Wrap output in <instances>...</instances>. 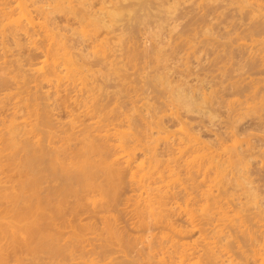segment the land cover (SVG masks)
<instances>
[{"label":"bare ground","instance_id":"6f19581e","mask_svg":"<svg viewBox=\"0 0 264 264\" xmlns=\"http://www.w3.org/2000/svg\"><path fill=\"white\" fill-rule=\"evenodd\" d=\"M123 1H124V3H123ZM125 1L126 0H0V175L5 176V179H2L3 176H2V178L0 176V183H3V184L8 183L7 187H5L7 184L6 185L5 184L0 185V187H1L0 188V264H27L26 261H28V263L30 262L31 264L34 262L33 264H35L37 262V260L39 263V261L41 262V260H39V258H41V257H39V255L42 256L43 254H41V253L46 254V252H47V255L45 258L49 260V261L47 260L49 262V264H69L75 258L78 259V261L74 262L75 261L74 260L72 262L74 264H121L120 261H119V263L117 261H115L118 258L121 260L123 259L122 261L125 260L126 262L135 263V264H153V263L154 264H217L216 261L219 262V260L220 261L222 260V262H219V263L224 264V262H226L228 264L229 260L226 261V259H228L230 257V256H228V251H229V255L233 254V252H231L233 250H231V251L226 250V252H227L226 253L224 249L221 250L222 246H219V247H221V248H219L221 250V253L224 254L223 252H225V254L227 255L228 258L218 260V255L221 253L216 254L217 255V258H216V255H215V252H216L215 248L216 247H215V245L213 246L212 244H210V242L208 243L206 241L207 239H209L208 237L212 234V231L215 233L214 230H217V231L220 230L217 233L218 236L220 237L219 233H221V230H223L222 228H218L219 230L216 228V227H220V226H214L213 227L214 230L212 229V231H211V227H212L211 225H210L211 227H209V229H208L207 225H209V223H211V221L208 222V220L211 219L209 217V215L212 213L211 212L212 209H215V208L213 207L211 209V211H210L211 213L209 215H208L209 212L207 211V217L208 218L205 217L206 215H204V217H203V214H205V209H204V213L201 211L203 214L200 213L198 215V216L202 215V218H205V219L207 218V221L205 223H204L205 219L202 223V222H200V218H199V221H197L198 219L195 220L196 217L192 218V214H190V213H193L194 211H193V209L189 210L190 207L187 208V206H188L187 203L189 200H190L189 202H192V203H193V201L194 202L196 201V200H194L195 198H193V197H195V193L193 196L188 197L190 195V190H189V188L187 189V186H191V185L193 186L194 184L196 185L197 176H199L201 173H203V175H206V173H208L210 171L211 174H214V173L216 174L215 171L218 172V168L220 166H222V164L225 162V161H223V159L225 157H223V159H222L223 163H222L221 160H219L220 154H219V156H217L215 154L216 157H218V158H216L214 155L215 151H213L212 148H211L212 149L211 151H213V153H211V154L208 153V154L210 156L211 155H213V156L209 157L208 154L203 155L204 152H206V153L208 152V150H206L209 146L208 141H207L208 139L205 140V144L207 143L206 144L207 146H205V147H207L205 149L206 151L204 149H202V151L199 150V151H201L200 154H202L203 156H207L208 158L207 157L204 158V157H202V155L198 156L197 154H195L194 150L200 149V148H197V146L201 143V141L203 142L204 140H201L203 138H199L200 137L199 134L195 135L193 131H190L191 129L184 128L185 123H183V122H182V125H180V127L178 129H177V127L175 129H177L176 130L177 133H179L181 135L180 137L178 136L179 139L183 140V138H184V142L182 141V143H181V141H179V139L177 137L178 141L177 140L176 141L178 143L176 142V144L174 142L172 144L171 143H165L161 147L156 146V145L151 146V142L148 141L147 139H145V137L148 138V136H147L148 133H149V135L155 134V135H157V136H155L157 138L155 140H157V142L159 144V142L162 140L161 134H163V133L165 134V132L167 131L165 128H167L168 126L164 127V120H166V119H164V120H163V118L161 119V115L159 117L158 113L156 112L158 117H156L157 120H155L156 118L153 117V116H155V114H152L153 116H151V118L153 117V120L149 121L147 119V120H144L143 123L148 124V125H145V128L151 124V127L154 126V128H156V130L154 128L151 129L149 126V130L147 128V131H143V128L141 126H144V124L140 125L141 124L140 122L143 121V119H144L143 116H139V114L137 113L139 118H143V119H140L138 122V119H139L138 116L132 115L134 118L133 117L131 118L130 117L131 115H129L128 113H125V111H124V112H122V113H125V114H123L124 115L123 117H125V118H123L124 120L121 119L122 118L121 116H120L121 118L119 119L114 115L119 109H115V107L114 108L112 107L115 110V112H113L114 113L113 116H115V117H113L111 114H110V116L113 117L114 121L115 120L117 121V122H114L112 120V118L109 117V115L107 114V113H111V108H108L107 110L102 109V106H104V105L106 106V104L103 105L101 103V101L97 102L98 100H100V98L98 99L95 97L96 96V94H95L96 90L94 91L95 88L94 89L91 88V85H93V84L98 85V84L96 82L92 83V84H89L91 82H86L87 80L90 79V77L91 78H96V77L91 76L92 69L90 71L91 73L89 72L90 75L87 74L89 71L88 69H90V67L88 66V68H87V66H85V65L88 64L89 61H87V60H89V59H83V56L86 55V53L82 56V54H81L83 52V51L81 52L82 49H80L79 47H76V46L74 49V45H76V42H78V44L80 42L81 44H79V45L81 47L82 41L84 42L87 40V42H88L89 39H91V41H95V40H92V37H94L95 39L97 37L98 38V44H95V43L93 44V42L90 41L93 44V45H91V43L85 42V43H87V46L90 49V51L88 52L89 57L91 58V56H92V58H95V57H97L96 56L97 53H98V56H99V54L101 56V53H102L103 56L105 55V57H107L108 53H111V50H112V48L110 46L108 47L109 39L114 37V36H112V37H109V39H108L107 38L108 36L106 37V35H105V33L108 34L107 30H109L110 26L114 27L115 25H117V24H114L115 22H118L119 25L117 27L115 26L114 28H118L120 26V24L122 27V25L124 23L122 21V19H124V15L127 16V15L131 14L132 16H134V15L138 14V12H136V9L133 10L131 8H129V10H131V12L133 10V12L132 13L128 12V14H127L126 13V7H127L128 2L126 1L127 2L126 3ZM144 1L145 0H130V2L135 3V4H133L131 6L132 3H130L129 5L132 8L134 5L141 4V3H142L141 5L145 6V7L147 5H149V4H147V2L145 3ZM156 1H154V2H156ZM203 1L204 0H202V2L198 1V3H201L203 5ZM207 1L208 0H206V2ZM244 1H246V0H244ZM257 1H256V3L254 2L255 5H257L259 3V2L257 3ZM117 2H118L119 6L116 4ZM120 2H121V4H120ZM143 2L145 4H143ZM154 2H153V4H154ZM246 2H249V0ZM113 3L116 4L115 5L116 7H114ZM160 3H161V1H160ZM209 3L211 4V0H209L208 6L210 5ZM174 4H175V2H174ZM174 4L172 6H174ZM176 4H177V2H176ZM260 4L261 3L258 4V7L256 6L257 10H255V12H254L255 14L258 13V11L260 13H262V11H261L262 8L259 9ZM141 5L137 9V11L140 9H141L140 11H142V10L144 11L145 7L141 8L142 7ZM155 5H156V3H155ZM94 6L95 7L98 6V7L95 8V10H94ZM208 6L206 8H208ZM176 7L178 9H180V6L178 7V5H177ZM200 7L202 9V6H198L199 9H196V10H199V12L197 11L198 18H199V16H201V14L199 15V13L201 12ZM124 8H125V11H124ZM156 8H158V7H156ZM170 8L173 10L174 7H170ZM204 8H205V4H204ZM206 8H205V10L207 11L208 9H206ZM90 9H92V10H90ZM169 9H168V11H170ZM263 9H264V7H263ZM148 10L152 11L149 9V6H148ZM148 10L146 12H149ZM172 10L168 13H172ZM127 11H128V8H127ZM154 11H152V13ZM175 11H177L176 12V15H177L179 10L176 9ZM203 11H204V9H202V12ZM206 11H205V13H206ZM194 13H196V12H194ZM147 14H151V12H149ZM216 15H218V13ZM96 16L99 18H97ZM153 16H156V15H153ZM251 16H252V20H253L255 17L253 15H251ZM127 17H129V16H127ZM127 17H125V18H127ZM135 17H133L134 18L133 20L136 21ZM171 17L173 18V15ZM202 17H204V14ZM202 17H200V18H202ZM260 17L262 19V16H260ZM216 19H217V17H216ZM263 19H264V17H263ZM259 20H260V18L258 19V21ZM119 21H121V23ZM258 21H257V23H258ZM254 22L252 23V25H254ZM250 23H251V21H250ZM105 26L106 27L108 26L109 28L108 27L105 28ZM229 26H232V25H229ZM123 28L124 27H122V29ZM100 29L101 30L104 29L105 31L104 30L101 31ZM111 29H113V28H111ZM222 29H223V27H222ZM244 29H245V27H244ZM211 30H212V28L208 30L209 31L208 33H210ZM98 31L99 32L101 31L100 33H102L104 31L103 32L104 36H101L102 38L104 37L103 39H99L100 37H98V35H101V34ZM97 32H98V35H97ZM111 32H112V30H111ZM238 32H235V34L237 35ZM249 32L252 33L253 35L256 34V33H253L252 31H249ZM249 32L247 33V35L250 34ZM203 33H202L203 36H206V37L208 36V35H204ZM252 34L250 35V38L254 39V36L252 37ZM114 35H116V34L114 33ZM202 35H201V37H203ZM87 36L91 37V38H88ZM119 36H121L123 38V36L120 35V33H119ZM155 36H157V35H155ZM211 36H212V34L210 35V37ZM230 36L228 37L229 40H231ZM234 36H232L233 39H234ZM116 37L112 38V39H119L120 40V38H121V37H119V38L118 37L116 38ZM206 37H203V38H206ZM77 38H79L81 41H78ZM105 38H107V40H105ZM129 38L132 39L131 36H129ZM191 38H193V39H191ZM191 38H190V36H188V37L186 36V38L184 37V39H183L184 40L183 42L185 44V48H184L185 51L182 52V55L184 53L183 56H186V57H184V59L185 58L188 59L187 57H189L191 55L192 50L195 51L192 48L193 47L192 44L194 42H198V41L194 40V38H196V36L191 37ZM203 38L199 42H201V43H203V41L205 42L206 40ZM209 38L207 39V41H210ZM226 38H227V36H226ZM236 38H238V36ZM260 38H259V40H260ZM75 39H77V41L74 44L73 41ZM239 39L243 40V38H238L237 40H239ZM99 40H102V41L104 40L103 43L105 42V44L104 45L100 44L102 41H99ZM250 41L252 42L254 40H250ZM250 41H249V43L246 42V40L244 42L239 41L240 44H238L239 42L237 41L238 43H237L235 48L236 49H237V47H239V48L237 50L236 49L235 50L236 51H238L239 49H241V51H242V49L245 51H247V49L249 50L250 49L249 47L253 46V44H250L251 43ZM263 41L264 40H262V42ZM71 42H73L74 45ZM199 42L197 44H199ZM215 42H217V40ZM218 42H220V41H218ZM117 43H118V41H117ZM128 43H129V41H128ZM173 43H175V42H173ZM180 43H181V41H180ZM257 43H260V42L257 41ZM257 43L255 41V45L253 46V48L254 47L256 48ZM167 44H169V42ZM224 44L228 45V43L227 44L224 43ZM84 45L86 47V44H84ZM89 45H91V46L89 47ZM110 45H111V42H110ZM120 45H121V48H123L122 44H120ZM258 45H260V44H258ZM113 46H114V43H113ZM173 46H177V45H173ZM213 46L215 47V45H213ZM213 46H212V48H213ZM202 47H199V48H202ZM77 48H78V50H76ZM106 48H109L107 50L108 53H106L107 55L105 54ZM89 49H87V50H89ZM207 49H208V47H207ZM207 49L205 47V49L203 51H205ZM213 49L211 51H213ZM257 49H258V46H257ZM261 49L259 48V50H261ZM24 50H26L27 53L23 54L22 51H24ZM113 50H112V52H113ZM250 50H252V49H250ZM222 51L225 52L224 49ZM241 51L239 50L238 52H241ZM255 51H254V53H256ZM114 52H115V50H114ZM175 52H176V49H175ZM175 52H173V53L175 54ZM207 52H208V50H207ZM193 53L194 52H192V55H194ZM247 53H249V52H247ZM26 54H27V58H25L26 56H24ZM197 54H195V55H197ZM199 54L201 55V53H199ZM202 54H203V52H202ZM218 54H220V53H218ZM218 54H217V56H218ZM252 54H253V52H252ZM252 54L249 57L252 63L250 62L249 58L247 59L248 62L252 64L251 68L254 67L253 64H255V61L253 63V61H252L253 59L251 58L253 56ZM256 54H259V53H256ZM22 55H23L24 60L21 59ZM131 55L129 56V58L132 59V61H133V59H134L133 55L134 54L132 56ZM200 55L197 58L200 59ZM204 55H206V54H204ZM229 55H227V57ZM135 56H136V53H135L134 57ZM162 56H163V54H162ZM247 56H249V55H247ZM101 57H99V59L98 58L96 59V60H98V63H99V60L101 59ZM157 57L159 58V56H157ZM193 57H195V56H193ZM254 57L256 58L255 54H254L253 58ZM84 58H85V56H84ZM204 58H206V57H204ZM245 58H247V57H245ZM102 59H106V61L103 62V60L102 61L100 60V62L107 64L108 59L103 58V57H102ZM171 59H172V56H171ZM229 59H230V57H229ZM83 60L85 61V63H83L84 62ZM158 60H160V59H158ZM208 60H209V58H208ZM231 60H229V64H231L230 63ZM80 61L84 65L82 63H80ZM132 61H130V62H132ZM205 61H207V60H205ZM209 61H211V60H209ZM209 61H208V64H209ZM263 61H264V59H263ZM23 62H25V64H24L25 65L24 67L26 68L25 70H24L23 65H22ZM197 62L199 63V61H197ZM211 62H214V61H211ZM215 62H217V60ZM92 63H89L88 65H90ZM103 63H101V64H103ZM156 63H157V60H156ZM244 63L246 66V61H244ZM104 64H103V66H104ZM158 64H159V62H158ZM222 64H223V62H222ZM222 64H219V65L222 66ZM227 64H228V62H227ZM83 66H85L84 68H86V69H83L82 68ZM91 66H93V65H91ZM200 66L202 67V66H204V64L203 65L201 64ZM104 67H106V66H104ZM156 67H157V65H156ZM223 67H224V65H223ZM225 67L228 68L227 66H225ZM21 68H23L22 69L23 71L21 70ZM117 68H114V69H117ZM168 68H170V67H168ZM229 68H230V66H229ZM262 68H264V67H262ZM108 69L109 68H107L106 70H108ZM186 69H188V68H186ZM225 69H224V71H225ZM254 69H257V68H254ZM86 70H88V71H86ZM168 70H170V69H168ZM171 70H173V69H171ZM115 71H117V70H115ZM119 71H117V74L120 73ZM218 71H220V70H218ZM222 71H223V69H222ZM231 71H232V69H231ZM237 71H239V70H237ZM27 72L29 75L27 74ZM112 72H114V71H112ZM178 72H179V70H178ZM186 72H187V70H186ZM257 73H259V72H257ZM26 75H28V76H26ZM92 75L94 76V74H92ZM113 75H115V72ZM118 75H121V74H118ZM197 75H199V74H197ZM224 75H227V74H224ZM86 76L87 77L89 76L88 77L89 79H87ZM103 76L105 77V75L103 74L101 79L104 78ZM109 76H107V77H109ZM235 76H236V74H235ZM246 77H248V76L245 75V78ZM249 77H248V79L251 82V79ZM257 77L258 76H256V78ZM260 77H258V78H260ZM117 78H118V76H117ZM171 78H172V76H171ZM185 78H186V76H185ZM213 78L214 77L212 74V78L210 77L209 79L213 80ZM113 79H115V77ZM118 79H120V78H118ZM187 79H189V78H187ZM204 79H205V77H204ZM242 79L245 80L244 78H240V80H242ZM90 80H92V79H90ZM232 80H233V78H232ZM232 80H230V81H232ZM238 80H239V78H238ZM238 80H237V82L240 81V80L239 81ZM194 81H195V78H194ZM227 81H229V80H227ZM240 82L242 83V81H240ZM244 82L245 81H243V83ZM227 83H229V82H227ZM235 83H236V81H235ZM235 83L233 82L231 84L232 88H234L233 85ZM247 83H249V82L247 81ZM106 84H107V82H106ZM120 84H121V81H120ZM255 84H257V83H255ZM124 85H126V83L124 84V81H123V86ZM172 85H171V88H173ZM181 85H182V83H181ZM185 85H186V83H185ZM85 86H86V88H85ZM87 86H90L89 89H87L88 88ZM123 86L121 85V87H119V88H121V90H122ZM182 86L178 85V89H176V92H175L176 93L175 97H174V95H171V97L173 96V99L175 98V101L177 99V102L181 101V103L186 108L184 110H188L189 112L191 111V113L193 110L198 112V110L195 108L196 107L199 108L200 106H202L203 107L202 112H204V110L207 107L208 108L210 107V106L206 105V108L204 109L205 105H199L198 106V103H200V102L197 103L196 98L194 97L195 91L193 94L192 88H191V91H188L185 88L186 86H183V87ZM208 86H209V84H208ZM238 86H240V85L238 84ZM246 86H248V85H246ZM92 87H96L98 89V86H92ZM168 87H167V89H168ZM176 87L177 86L175 85L174 88H176ZM236 87H237V83H236ZM84 88H85V90H84ZM90 88L92 91L90 90ZM220 88H223V86ZM254 88H255V86H254ZM256 88H258V87H256ZM86 89L89 91H87ZM125 89H126V86H125ZM228 89H229V87H228ZM121 90H119V91L121 92ZM173 90L174 89H171V91H173ZM211 90H213V88H211ZM84 91H86L85 94H84ZM122 91H126V90H122ZM197 91H199V90H197ZM209 91H210V89H209ZM232 91H235V90H232ZM132 92H133V90H132ZM252 92L251 93L253 96L256 93V91L252 90ZM93 93L95 95H93ZM133 93H135V92H133ZM201 94H202V92H201ZM201 94L199 93V96ZM206 94H204V92L202 94L203 95L202 100H204V101H202V100L201 101L203 104L207 103V102L205 103V101L207 99L204 97ZM209 95L211 96L212 94H209ZM135 96L137 98V95H135ZM224 96H225V94H224ZM234 96H236V95H234ZM243 96H245L244 93H243ZM261 96H262V94H261ZM261 96H259V97H261ZM125 97H127V96L125 95ZM206 97L208 98V96H206ZM128 98H129V95H128ZM234 98H233V100H234ZM261 98H263V97H261ZM129 99L132 101L134 100L133 102H135V100H136L134 97L129 98ZM173 99L171 98L172 104H173ZM210 99H211V97H210ZM130 100H129V102H130ZM212 100H213V98H212ZM237 100H239V99H237ZM258 100L260 101V99H258ZM47 101H50V102H47ZM159 101H160V99H159ZM229 101H228V103H229ZM245 101H248V100L246 99V100H244V102ZM96 102L98 104H96ZM166 102H167V99H166ZM177 102H175V103H177ZM241 102L238 103V106H240L239 104ZM244 102H242V104ZM248 102H246L245 105H247ZM99 103H101L102 106ZM196 103H197V106H196ZM210 103H212L211 100L207 104L211 105ZM217 104H218V102H217ZM230 104H232V101ZM230 104H228V105H230ZM255 104L257 105V102ZM260 104H261V102H260ZM236 106H237V104H236ZM118 107H119V105H118ZM202 107H200V108H202ZM231 107H232V105H231ZM246 107H248V106H245L243 109H245ZM59 108H61V109L63 108L64 109L63 111H65L64 114H66V120L64 122H62L64 124V125H62V127L63 126H65V127L61 130L58 129L60 127V124H56V123H59L57 121L58 119H56L58 117H55V115H57V113H58L56 111V109H59ZM168 108H170V107H168ZM248 108H250V106ZM61 109H59V110L61 111ZM109 109H110V111H109ZM178 109H180V108H178ZM209 109H211V108H209ZM206 110H208V109H206ZM237 110L240 111V109H237ZM132 111H133V109H132ZM165 111H166V109H165ZM177 111L178 110H176V112ZM195 111H193V113H195ZM249 111H250V109H249ZM118 112H120V110ZM133 112H135V109ZM139 112L141 115V113H142L141 110H139ZM176 112L174 113L173 111H171L172 114L168 113L167 117H169V114H170L171 117H169V119L172 118L173 120L178 121V123H179V122H181L180 121L181 119H179L180 117H178V115L180 113H177L178 114L177 115ZM179 112H180V110H179ZM246 112H248V109ZM259 112H260V110H259ZM129 113L131 114L130 111H129ZM143 113L146 114V112H143ZM210 113L212 114L211 111H210ZM236 113H238V112H236ZM214 114H216V113H214ZM233 114H234V112H233ZM243 114H245V113L243 112ZM247 114L249 115L250 112ZM208 115H205V116H208ZM248 115H247V117H248ZM145 116H150V115H145ZM163 116L165 117V113H164V115L162 114V117ZM214 116H216V115H214ZM80 117L88 118L87 119L88 122H86V121H85L86 123L83 122V120H82L83 118L81 119ZM128 117L131 118L130 119L131 122L133 121V119H134V121L136 120L139 124L137 122L136 123L134 122V126L140 125L139 127H141L142 129L136 128L134 126L130 127V125H132L133 123L132 124L128 123V122H130ZM211 117H213V116H210V118ZM126 118H127V120H126L127 124L126 123L123 124L122 120L125 121ZM158 118H160L163 121L158 120ZM228 118H229V116H228ZM169 119H167V121H169ZM172 119L170 121H172ZM54 120H56L57 122ZM239 120H241V119H239ZM175 121H172V122H175ZM183 121H185V119ZM120 122H121V124H120ZM162 122H163V124H162ZM196 122H198V121H196ZM209 122H212V120ZM238 122H240V121H238ZM187 123H189V122L187 121ZM217 123H219V122H217ZM229 123H231V121H229ZM55 125H58V127ZM124 125H125V127H124ZM233 125L235 126V123H233ZM225 129H227V128H225ZM152 130H155L154 131L155 133H153ZM205 130H206V128H205ZM205 130H204V132H205ZM142 131H143V133H142ZM231 131H233V130H231ZM263 132H264V130H263ZM140 134H143V135H140ZM166 134H168V131ZM165 135H164L163 139L168 137ZM224 135H225V133H224ZM139 136L140 137L144 136V138L141 139ZM229 136H231V135H229ZM173 138H176V137H173ZM152 139H154V138H151V141L155 142ZM158 139H161V140L158 141ZM211 139H213V138H211ZM244 139H245V141L243 144V141L241 139H239V140H241V142L239 143L237 138H236V140L233 138L234 141H237L239 143V144L237 143L238 145H240L242 143L238 148H236L237 145L236 146L235 145H233V146L229 145V147H227L228 144L226 146L224 144L225 142L223 143L224 144V146H223V145H221V143L223 141L222 142L219 141L220 144L218 142L217 145H219L218 147L222 146L225 148V149L223 148L224 151H222V153H224V154L228 153L227 151H230L228 156H226L227 158H225V159H227L226 164L229 163L228 166L231 167V170L229 169L230 167L227 169H229L231 171V175H230L231 177L230 178H233L232 180H234V177H236L235 179L238 181L237 183H234L231 180V183L233 182V184H237L236 186L235 185L232 186V184H231V186L232 187L244 186V188H243L244 191L241 187L239 189H242V193L245 192L244 194L247 195L248 197H249L248 193L250 192L249 194L252 197L253 194H256L253 191H255V189H256V192H257V188L259 190V187L255 186L256 185L255 182L252 183V181L250 180L252 178H250L249 180H248V178H246L247 177L246 171L248 169L247 166L249 165L248 164L249 162H247V160H249V158H251V157H249L250 154L255 153V152L252 150L253 144H251V146H252L251 147L250 142H248V140L246 138H244ZM94 140H98V141L100 140L101 143H99L100 141L99 142L97 141L98 142V145H97V142L94 143ZM215 140L217 141V139H215ZM246 140H247V142H246ZM103 141H104V143H102ZM234 141L232 143H235ZM185 142L190 144L192 147H195V149L191 147V149H194L193 150L194 152L188 151L190 149L186 150V148H188V145H185L186 144ZM209 143H211V142L209 141ZM180 144H182L181 147H183V146L185 147L186 152L188 151V152L192 153V156L189 157L190 160H189V158H187L188 155H187V157H184V158H187L188 160L187 159L186 160L181 159V160H183V162L181 160H179V162L181 161L183 164L178 162V159H180V156H182L181 154L184 151V147L181 149L177 146ZM201 146H204V144H201ZM243 146H244V148H243ZM230 147H233V148L235 147V148L230 149ZM202 148H204V147H202ZM180 149H181V151H179ZM226 149H227V151H225ZM250 150H251V152H249ZM139 151H142L141 156H139L137 154V152H139ZM176 151H179V154H176L177 156H175V153H178ZM196 151H198V150H196ZM209 151H210V149H209ZM218 151H221V149L219 148ZM245 151L250 153V154H248V153L246 154ZM242 152L243 153L245 152L244 153L245 156L243 155ZM184 154H183V156H184ZM187 154H189V153H187ZM193 154H195L194 155L195 157H193ZM247 155H249V156H247ZM222 156H223V154H222ZM254 156H256V155L252 154V157H254ZM259 156H262V155L259 154ZM197 157H199V160H201V162L199 160H197L198 159ZM246 157H248V158H246ZM195 159L198 162L195 161ZM203 159H204V161H202ZM225 166L226 165H223L222 167L224 168ZM97 167H98V171L96 170ZM259 167H260V165H259ZM225 168H224V171H225ZM133 169L136 171L137 174H138L137 171H139V170H141V173L139 172L140 174L136 175V173ZM221 169L219 170L221 172V174H219L220 176H218L216 174L218 176L217 182H219V180L222 179L221 178V177H223V176H221L222 174L224 175V173L225 174L227 173L226 171L224 172L223 170L222 171L224 173H222ZM126 170H128V173H129L128 174L129 175L128 183H130V185L132 184V186L136 185L135 190L139 191V189H140L139 195L135 196L137 199L138 198L139 199L137 201L135 198H133L136 200V201L134 200V202H137L136 204L138 206L140 203L139 202L140 200L142 202L145 201V204L148 207V209L146 210L147 212L145 211L146 212L145 213L144 210H145L146 205H143V206H145L143 213L147 214L146 217H143L145 215L138 216V213L139 214L142 213V209H141V212L138 211L136 214L132 215V219L136 217V219H134L135 222L133 220H131V221H133L134 227L135 228L137 227L136 229H138V228L141 229L142 227L146 228V227H149L151 225V223H152V225L156 224V227H157L158 223L159 224L162 223V225H164L166 227V232H164L163 230H160L163 232H159L158 237L156 235L155 236L151 235L152 236L151 238L148 237L149 239H152V240H147L148 239L147 237H145V239L141 238L142 240L144 239V241L146 243L143 241L145 243V245H144V243L140 244V247H137V242H138V244H139V242L141 243V240L137 241V239L139 237H137V239L135 238L134 240H136V241L134 242V240L132 241L133 238L132 239L130 238L131 239L130 240L128 237V239H127V238H125V234L122 231H121L122 233L117 231V230H119V228L115 229L117 227L115 225V221H117L116 213H114L115 215H113V213H112L113 218L111 217V214L109 213L110 212L109 210L111 209L110 207H112V206L116 207L115 204L117 203V200L119 199L118 196H120L118 194H120V191H122L121 189L125 185V180L123 181V179H125L124 178L125 176L123 174L125 173ZM229 170H227V171H229ZM212 171L214 173H212ZM230 171L228 172V174L230 173ZM95 172H97V173H95ZM238 172H240V174H238ZM98 173L102 174V175L101 174H99V175H101V178L103 177V181H102L103 184L99 180L100 178L98 180L95 179V178H98ZM245 173H246V175H245ZM211 174L206 175V179H207V176L210 177ZM90 175H91V177H90ZM135 175L137 176L138 180L135 177ZM216 175H214V176L217 178ZM232 176H234V177H232ZM45 178L46 179L48 178V179L46 180ZM82 178H83V180H82ZM90 178H91V180H93L95 182H96V180H97V182L98 181L101 182V184L99 182L98 183L96 182L97 184H95V183L93 184V181H91ZM189 178H192L191 179L192 182L187 181L188 185L185 182L186 185L184 184V186H183L182 183H184V180L189 179ZM193 178H195V180H193ZM203 179H205V177L202 176V174H201L200 178H198V181L201 180V182H202ZM224 179H226V181L227 180L229 181V179L225 178V176H224ZM48 180H50L53 183L52 187H50V188L48 186H47L48 188L47 187L46 188L40 187L43 181L46 184L45 181H48ZM84 180L85 181L87 180L86 181L87 183ZM208 180H210V178H208ZM208 180H206V181H208ZM129 181H131V182H129ZM189 181H190V179H189ZM193 181L194 182L196 181V183H193ZM206 181H203V184H205ZM228 181L227 182L220 181V184L217 183L216 180L214 181L215 183H213V181H212L213 185L215 184L213 187H217L218 184L221 186L222 182H223L222 184H224V186H227ZM91 182L94 186L91 184ZM123 182H124V185H123ZM80 183L81 184L84 183V184H82L83 186L87 184L86 186H84L85 190H84V188H80V187H83L82 185L80 186ZM190 183H192V184L189 185ZM199 183H200V181H199ZM199 183H197V184L199 185ZM212 183H211V186H212ZM251 183L254 185V187H253V188H255L254 190H252L253 188L250 187V186H253V185H250ZM203 184L201 186H203ZM229 184H230V182H229ZM90 185H92L91 188H93V189L90 188ZM199 186L196 185V188L198 187V189L200 190V188H202V187L201 186L199 187ZM220 186H218V187L220 189L221 188L223 189V185H222V187H220ZM245 186H246V189H248V191L245 190ZM218 187L215 189H218ZM208 188H209V186H208ZM226 188H225V190H226ZM42 189H43V191H42ZM193 189H195V188H192V190ZM209 189H207V187H206L205 190L208 192V193L206 192V194H204L205 190H202V189H201L200 193L202 195L204 194L203 195L204 198L201 195L202 199H205V196H206V198L208 200H210V203H211L210 208H211L212 202H214V204L216 202V201H212V200H216V198H215L216 195L217 194L219 195V193H221V191L219 189V191H220L219 192L218 190H214L211 187ZM263 189H264V187H263ZM88 190H90V191H88ZM195 190H193V191H195ZM213 190L218 191V193L215 194L216 193L215 192L213 194V193L209 192V191H213ZM225 190L223 189L222 191L224 192ZM198 191L196 193H199ZM225 192L228 193L227 191H225ZM240 193H241V191H240ZM257 193H259V192H257ZM142 194L143 195L145 194V195L143 196ZM191 194H192V191H191ZM211 195H215V196L211 197ZM231 195L234 196V194H231ZM235 195H237V193ZM133 196H131V198ZM142 196H143V198H142ZM208 196H210L212 198V200L209 199L210 197L208 198ZM254 196L256 197V195H254ZM179 197L185 198V199H183L184 201L187 200V201H185L186 204H185V202H183L184 204L182 203L184 205V207H183V205L181 206L182 200L180 198V202H179ZM197 197L199 198V195H197ZM120 198H121V196H120ZM131 198L126 197V200L129 201L128 199L131 200ZM191 198H193V200H191ZM198 198H196V199H198ZM213 198H215V199H213ZM220 198L218 200H220ZM81 200H83V201H81ZM168 200L172 201L174 203V205H172L174 207H172L169 204L172 202H169ZM206 200H204V201H206ZM208 200L206 202L209 203ZM228 200H229V198H228ZM249 200L250 199H248L247 201H249ZM226 201H223V202L225 203ZM247 201H245V202H247ZM251 201H253V200H251ZM82 202H84V203H82ZM142 202L140 204H142ZM261 202H262V200H261ZM240 203H242V201ZM136 204H135V206H136ZM205 204H204V206H205ZM238 204H239V201H238ZM84 205L91 211L92 215L95 216V214L96 215L99 214V216H97V218H99V221H100L99 223L101 224L100 226H98L97 224L95 225L94 221L91 222V223L94 222L93 223L94 226H93L91 223L88 225V222L90 220H86L87 222H85L84 220L79 219L80 218V216L78 215L79 211L83 210V211H86V213H87V209L83 208ZM155 205H157V206H155ZM249 205H250V203L247 205V207ZM251 205H252V202H251ZM67 206L68 207L70 206L69 209ZM137 206H136V208H137ZM206 206L204 208H206ZM227 206H229V205H227ZM244 206H245V204H244ZM254 206L256 207V205H254ZM177 207L180 208V210L179 209H178V211L176 210L177 213L179 211L184 212L185 217H187V219L189 220L188 225L186 224L187 226H184L183 224H182L183 226L179 225V223H177L178 224L177 225L173 221V220H176L173 218V216H174V213L177 214L176 211L174 212V209H177ZM219 207H220V205H219ZM249 207H251V206H249ZM249 207H248V209H249ZM199 208H200V206H199ZM199 208L197 207L196 209H199ZM229 208H227V210ZM259 208L260 207H258V209ZM65 209L68 210L70 216H72L73 219H75V217L78 215L79 217H77L76 220L77 221H78V219L82 220L81 221L82 223H80L78 221L80 224L79 223L77 224V221H76L73 224V223H71L72 218L70 216H68V218L70 217L71 220H69L70 218L66 219L65 225L69 224L67 226V228H68V230H70V229L71 230L69 232H67L68 230L64 229L66 231V233H68V235H66V233H65V235L68 236V238L66 237L67 239L63 240L60 243L61 240H60V237L58 236V235H60V231L58 229L59 228L58 221L65 219V217H63L67 214V211ZM231 209H232V206H231ZM253 209H255V208H253ZM256 209H257V207H256ZM134 210H135V208H133L132 211H134ZM191 210H192V212H191ZM207 210H208V208H207ZM234 210H235V212L232 211L233 212L232 215L229 213L227 215V212H226L225 213L226 218L225 219L221 218L222 220L229 222V223L226 222L227 223L226 225L222 224L221 227L225 226L224 228L228 229L227 227L231 226L230 228H232L231 230H233V227L236 225L232 226L233 225L232 223L234 221L235 222L238 221L236 229L239 232L246 233L247 236H251L250 233L254 235V232H252L253 231L252 229H251L250 233H247V232H249V226L252 225V227H254L256 229L255 235L257 236V232L259 234L258 238L255 237V235L251 236L252 238L248 237L250 239L249 245H250V243H252V245H250V246H252L251 247L252 249L249 247V245H248V249L247 248L244 249V247H241V245H240L242 242L239 241L240 244H237L235 249L238 250L240 252V254L238 251L234 250L236 252L235 254L238 253L239 255H242V254L247 255V254H249V252H252V254L250 253L249 255L246 256V259L248 256L252 258L251 259L248 257L249 258L248 262L245 261L246 264L249 263L250 260H253L251 264L255 263V261L257 259H253V258H256L258 255H259V258H261L260 259L261 261L258 260L260 263L256 261V264L257 263L258 264H264V255L261 254V252L264 250V222L262 221V219L264 220V218L262 217L261 214L264 215V213H262V210L260 211L261 214L259 213L258 216L261 215L260 216L261 219L259 217L255 218V216H257L256 214L254 215V217H252L253 215L252 216L250 215L251 217L249 218L248 217L249 214H247V212H246V214L248 216L244 215L243 213H242L243 215L240 216L241 214L239 212L241 209L239 210V212H237L236 209H234ZM64 211H66L65 215H64ZM83 211L81 213H84ZM189 211H190V213H189ZM135 212H136V210H135ZM256 212L258 213V211H256ZM132 213L133 212H131V214ZM169 213L172 214V217ZM248 213H249V211H248ZM213 214H214V212H213ZM217 214L219 216L218 212H217ZM133 216H135V217H133ZM228 216H230V218ZM245 216H247L248 218H246ZM108 217H109V219H108ZM129 217L131 219V216H129ZM244 217H245V220L247 219L249 222H250L251 218H252V220H253V218H255V219L253 222L251 221L250 225H248L249 222L248 221L244 222V219H243ZM111 218H112V221L114 222L113 224H112V222H110ZM114 218H115V220H114ZM216 218H217V216H216ZM221 219H219V221ZM62 221L64 222V220H62ZM73 221H75V220H73ZM231 221H233V222L230 223ZM63 222H61V223H63ZM83 222H85V223H83ZM214 222H216V221H213L212 225L215 224ZM130 223H132V222H130ZM218 223H220V222H218ZM74 225H77V226H74ZM78 225H80V226H78ZM201 225L203 227H201ZM246 225H248V226L246 227ZM61 226H62V224H61ZM95 226L100 227L99 228L100 230ZM77 227H79V228L77 229ZM80 227L83 228L84 231H81ZM61 228H64V227H61ZM202 228H204V229H202ZM97 229L99 230V232ZM158 229H159V227H158ZM207 229L211 231V234L209 233L210 235L208 234L209 235L208 237L206 235L204 236V233L206 234L207 232L203 231V230L206 231ZM236 229H234V230H236ZM58 231H59V234L57 233ZM63 231H61V233L64 234ZM202 231H203V233H202ZM223 231H230V229H228V230L224 229ZM223 231H222V233L225 234ZM196 232H198L197 233L198 234L197 239L199 240V242H196V241L193 242L192 241V243H190V241L182 239L183 238L182 236L187 234V237H189L188 234H193ZM232 233H231V235H233ZM88 234L89 235L92 234V238L91 239L89 238V240L90 241L96 240L97 244H95V243L90 244L89 242L87 243V241H88L87 237L89 236ZM123 234H124V236H123ZM239 234H237V235H239ZM212 235H214V234H212ZM212 235H211V238L214 237L215 240L218 238L217 235H216L217 238H215V236L212 237ZM146 236H150V234H148ZM226 236L227 235L223 236V237H225L224 239H226ZM140 237H141V235H140ZM234 237H236V236H234ZM253 238H257V239H253ZM61 239H64L63 235H62ZM232 239H233V237H232ZM242 239L245 242V237H242ZM219 240H220V238H219ZM252 240H253V242H252ZM84 241H86L88 246H86ZM219 242H221V241H219ZM226 242H229V240L225 241V243ZM236 242H237V240H236ZM196 243H202V248L204 247L203 248L204 250H206L205 248H207V247H208L207 250L210 249L209 251H207L208 255L202 249V252L206 254V257L203 258V256H205V255H203V256H201V258H203V260H205L206 262L205 261L203 262V260L200 259V255L203 253L201 251H199L200 249L198 250V247H200V246L196 247L198 245ZM214 243H217V241ZM245 243H244V245H246ZM203 244H206L207 247L203 246ZM221 244H222V242H221ZM227 245L228 244H225V247L229 246V245L228 246ZM242 245H243V243H242ZM209 247H212V248L215 247V248H213V249H215V252H214V250H212ZM230 248L233 249V247H230ZM242 248L244 250H242ZM246 250H249V251H246ZM112 251L114 252L113 254L117 253L118 256H113L111 254L112 256L110 257L109 256L110 254H107V255L104 254L103 255L104 257L101 258V260L98 259L99 254L112 253ZM129 251L132 252V254L133 253H136V254L135 255L133 254V256H132V254ZM198 251L200 252L199 256H198V253H199ZM8 252H13V253L16 252V254L12 258V261H10L11 258L9 260L6 259V257H7L6 255L8 254ZM24 253L27 255V257H25L26 255L22 256V255H24ZM196 253H197L198 257L195 255ZM85 254H87V255H85ZM235 254H233V255H235ZM193 255H195L197 257V258L195 257L196 259H193L195 261L188 258V257H194ZM226 255L224 257H226ZM233 255H231L232 257L230 258V262H231L230 264H238V263L241 264V263H243V262H241V260L239 262V259H238V263H234V260L232 263L231 259L234 258ZM243 255L241 257H243ZM250 255H252V256H250ZM254 256H256V257H254ZM115 257H117V259H115ZM244 257H245V255H244ZM99 258H100V256H99ZM235 258H236L235 260H237L238 257L235 256ZM239 258H240V256H239ZM244 259L245 258H243V260ZM223 260H225V261L223 262ZM47 261L45 260L46 263H43V264H48ZM67 261H69V262L67 263Z\"/></svg>","mask_w":264,"mask_h":264},{"label":"rangeland","instance_id":"374dc122","mask_svg":"<svg viewBox=\"0 0 264 264\" xmlns=\"http://www.w3.org/2000/svg\"><path fill=\"white\" fill-rule=\"evenodd\" d=\"M128 3H127V2ZM125 2L127 3V7H126V13L128 14V12H131V10H129V8H131V9H133V10H135L136 9V12H138V14H136V15H134V16H132L131 14V16L130 15H127V16H129V17H127V16H125L124 15V19H122V21L124 22H122L123 23V25H122V27H124L123 29H122V27H121V24H120V26L118 27V28H114L115 26L117 27L119 24H118V22H113L114 24H117V25H115L114 27L113 26H110V28H109V30H107V32H108V34H106L105 33V35H106V37L109 39V37H112V36H114V37H112V38H115L116 36L119 38V37H121V36H119V33H120V35H122L123 36V38L121 37L120 38V40L119 39H112V38H110L109 39V44H108V47L110 46L111 48H112V50L114 49L115 50V52H114V50H113V52H112V50H111V53H108L107 52V50L109 49V48H106L105 49V54L106 53H108V56L107 57H105V55L103 56V54L101 53V56L103 57V58H107L108 59V61H107V64H104L103 62L104 61H106V59H102V57L100 56V54H99V56H98V53H97V57H95V58H92V56H91V58L89 57V54H88V52L90 51V49L88 48V46H87V43H91V42H93V44L95 43V44H98V38L96 37V39L94 38V37H92V40H95V41H91V39H89L88 40V42H87V40L86 41H82V45H81V47H80V45L79 44H81L80 42H79V44H78V42H76L77 41V39H78V41H81L79 38H77V39H75L73 42H74V44H75V42H76V45H74L73 44V42H71L73 45H74V49H75V46L76 47H79L80 49H82L81 50V54H82V56L86 53V55L88 56H86V55H84L85 56V58H84V56H83V59H89V60H87V61H89L88 62V64L89 63H92V64H90V65H85V66H87V68H88V66L90 67V69H88V70H86V71H88V73L87 74H89V72L91 71V69H92V73H91V76L92 77H96V78H91L90 77V79H94L93 81L92 80H90L87 76H86V78L87 79H89V80H87L86 82H91V83H89V84H92V83H97L98 85H96V84H93V85H91V88H95L94 89V91L96 92L95 94H96V98H100V100H98L97 102H100L101 101V103L104 105V104H106V106L104 105V106H102V104L101 103H99V104H101V106H102V109H104V110H107L108 108H111V113H107L108 115H109V117H111L112 118V120H113V117H117V118H121V119H123V118H125V117H123L124 115L123 114H125V113H128L129 115H131L130 117L132 118L134 115H136V116H138V114H139V116H143V118H139V116H138V122H139V120L140 119H143V121H141L140 123V125H143L144 124V126H141L142 128H143V131H147V128H148V130H149V126H150V128L152 129V128H154V126L153 127H151V124L148 126V127H146L145 128V125H148V124H145V123H143L144 122V120H153V117L154 118H156V117H158V115H159V117H160V115H161V119L163 118V120L164 119H166V120H164V127H167V128H165L167 131H168V134H166L167 133V131L165 132V134L163 133V134H161L160 136H161V138H162V140L161 139H158V141H160L159 142V144H158V142H157V140H155V139H157L155 136H157V135H155V134H151V135H149V133H148V138L147 137H145V139H147L148 141H150L151 142V146H154V145H156V146H163L165 143H174L175 142V144H176V142L178 141V139H179V137L181 136L179 133H177V129L180 127V125H182V122L183 123H185V126H184V128H189V129H191L190 131H193L194 132V134L195 135H198L199 134V138H203V139H201V140H204L203 142L201 141V143L197 146V148H200V149H196V150H198V151H196V150H194L195 149V147H192L190 144H188V143H186L185 145H188V148H186V150H188V149H190V150H188V151H193L195 154H197L198 156H201L202 154H200L201 153V151H202V149H206L207 147H205V146H207L206 144H205V140H207L208 141V148L206 149V150H208V152L206 153V152H204V154L203 155H206V154H208V153H213V151H217L216 153L214 152V155L216 154L217 156H219V154H220V156H219V160H221V162L223 163V161H225L223 164H222V166L223 165H226L224 168H225V171L227 172L226 174L224 173L225 171H224V168L222 167V166H220L219 168L221 169V171H222V173H224V175L222 174L221 176H223V177H221L220 179L221 180H219V182H217V180H218V176H220L219 174H221V172L219 171L220 169L218 168V172L217 171H215L216 172V174L218 175H216L213 171H212V173H214V174H211V172L209 171L208 173H206V175H209V174H211L210 175V177H208L207 176V179H206V175H203V173H201L202 174V176H204L205 177V179H203V181H206V180H208V178H210V180H208V181H206V183L205 184H203V181L201 182V180H199L200 181V183H199V181H198V178H200V176H201V174L199 175V176H197V179H196V181H197V183H199V185L201 186L202 184H203V186H201L202 188H200V190L198 189V187L196 188V185L197 186H199L197 183H196V181L194 182L193 181V183H196V185L194 186H192L191 184L192 183H190L189 185H191V186H187V189L189 188V190H190V195L188 196V197H190V196H193L194 195V193H195V197H193V198H195L194 200H196L195 202L193 201V203L192 202H189L188 201V206H187V208H189V210L190 209H193V213H190V211H189V213L190 214H192V218L193 217H196L195 218V220H197V221H199V218H200V222H202L203 223V221H204V219L205 218H202V215L201 216H198L200 213L201 214H203L204 213V209H205V214H203V217H204V215H206L205 217H207V211L209 212L208 213V215H209V217L211 218L210 220H208V222H210L211 221V223H209V225H207L208 226V229H209V227H211V231H212V229L214 230V226H220V227H216L217 229L218 228H222L223 230L225 229V230H228V229H230V231H223V230H221V233H219V235H220V237L218 236V232L220 231L219 229V231H217V230H214L215 231V233L212 231V234H214V235H212L211 234V231L210 230H203L204 232H207L206 234L204 233V236L206 235L207 237L211 234L212 235V237L213 236H215V238H217L216 237V235L218 236V238L215 240L214 239V237L213 238H211V235L208 237L209 239H207L206 241L209 243L210 242V244H212L213 246L215 245V247H213V248H215L216 249V252H215V249H213L212 247H209V248H211L212 250H214V252H215V255L216 254H218V253H221V250H225V252H226V250L228 251V250H233V251H231V252H233V254H235L236 252L234 251V250H236L235 248H236V245L237 244H240L239 243V241L240 242H242L243 243V245H244V243L246 244V245H242V243L240 244L241 245V247H244V249H248V245H249V241H250V239L248 238V237H251V236H254L255 235V232H256V229L254 228V227H252V225H250V223H251V221L253 222L254 221V219L255 218H257V217H259L260 219H261V215H262V217L264 218V215L263 214H261V210H262V213H264V189H263V187H264V132H263V130H264V68H262V67H264L263 65H264V61H263V59H264V41L262 42V40H264V19H263V15H264V9H263V7H264V0H249V2H246V1H248V0H246V1H244V0H211V6L209 7L208 6V2H209V0L206 2V0H204L203 1V5L201 4V3H198V1H200V2H202V0H145L144 2L146 3L147 2V4H149V5H147L146 7L145 6H142L141 4H136V5H134L133 6V8L132 7H130V3H132V2H130V0H126ZM150 1V2H149ZM154 1H156V2H154ZM160 1H161V3H160ZM253 3H251V2ZM256 1H257V3L259 2V3H261L260 5H259V9L260 8H262L261 9V11H262V13H260L259 11H258V13H254L255 12V10H257L256 8L258 7V4L257 5H255V3H256ZM122 2V1H121ZM121 2H120V4H121ZM143 2V4H145ZM149 2V3H148ZM153 2H154V4H153ZM165 2V3H164ZM174 2H175V4H176V2H177V4L175 5L174 4ZM205 2V3H204ZM255 2V3H254ZM123 3H124V1H123ZM155 3H156V5H155ZM199 5H198V4ZM251 3V4H250ZM114 4V7H116L115 5L117 4L118 5V2L115 4V3H113ZM133 4H135V3H132L131 4V6L133 5ZM158 4V5H157ZM174 4V6H172ZM204 4H205V8L208 6V8H206V9H208L207 11L205 10V8H204ZM94 5V4H93ZM140 5L142 6L141 8H143V7H145L144 8V11L142 10V11H140V10H138L137 11V9L140 7ZM178 5V7L180 6V9H178L176 6ZM253 5V6H252ZM119 6V5H118ZM129 6V7H128ZM148 6H149V9L150 10H152V11H154L155 9V11L152 13V11H149L148 10ZM153 6V7H152ZM198 6H202V9H204V13L202 12V9H201V7H200V9H201V12L199 13V15L201 14V16H199V18H198V14H197V11L199 12V10H196V9H199L198 8ZM257 6V7H256ZM93 7V6H92ZM98 7V6H97ZM97 7H95L94 6V10H95V8H97ZM152 7V8H151ZM156 7H158V8H156ZM170 7H174L173 8V10L170 8ZM253 7V8H252ZM127 8H128V11H127ZM170 8V9H169ZM240 8V9H239ZM249 8V9H248ZM168 9L171 11L172 10V13H168V12H170V11H168ZM179 10V12L177 13V15H176V12L177 11H175V10ZM244 9V10H243ZM89 10V9H88ZM90 10H92V9H90ZM133 10H132V12H133ZM149 11V12H151V14H147V13H149V12H146V11ZM196 10V11H195ZM124 11H125V8H124ZM175 13H174V12ZM205 11H206V13H205ZM241 11V12H240ZM131 12V13H132ZM158 12V13H157ZM192 12V13H191ZM194 12H196V13H194ZM125 13V14H126ZM155 13V14H154ZM174 13V14H173ZM218 13V15H216ZM173 15V18L171 17L172 15ZM196 14V15H195ZM203 14H204V17H202L203 16ZM255 14V15H254ZM260 14V15H259ZM150 15V16H149ZM153 15H156V16H153ZM251 15H253L255 18L252 20V16ZM136 16V17H135ZM152 16V17H151ZM176 16V17H175ZM250 16V17H249ZM258 16V17H257ZM260 16H262V19H261V17ZM97 17V16H96ZM125 17H127V18H125ZM133 17H135V19H136V21L135 20H133L134 18ZM170 17V18H169ZM200 17H202V18H200ZM215 17V18H214ZM216 17H217V19H216ZM97 18H99V17H97ZM172 18V19H171ZM260 18V20L258 21V19ZM251 19V20H250ZM125 20V21H124ZM130 20V21H129ZM258 21V23H257V21ZM250 21H251V23H250ZM254 22V25H252V23ZM120 23H121V21H119ZM239 23V24H238ZM125 25V26H124ZM229 25H232V26H229ZM237 25V26H236ZM243 25V26H242ZM242 26V27H241ZM248 26V27H247ZM106 26H105V28H107ZM222 27H223V29H222ZM244 27H245V29H244ZM111 28H113V29H111ZM120 28V29H119ZM212 28V30H211V34H212V36L210 37V33H208L209 31V29H211ZM99 29V28H98ZM118 29V30H117ZM241 29V30H240ZM251 29V30H250ZM101 30V29H100ZM102 30H104V29H102ZM101 30V31H102ZM111 30H112V32H111ZM234 30V31H233ZM258 30V31H257ZM100 31V32H101ZM105 31V30H104ZM103 31V32H104ZM239 31V32H238ZM249 31H252L253 33H256V34H252V33H250ZM99 32V31H98ZM98 32H97V35H98ZM99 32V33H100ZM100 33L101 35H98V37H100L99 39H103L101 36H104L103 34L104 33ZM204 32V33H203ZM235 32H238V34L236 35L235 34ZM250 33V34H248L247 35V33ZM114 33L116 34V35H114ZM202 33L204 34V35H208L207 37L206 36H203L202 35ZM246 33V34H245ZM132 34V35H131ZM210 34V35H209ZM217 34V35H216ZM235 36H234V35ZM243 34V35H242ZM252 34V37L254 36V39H251L250 38V35ZM155 35H157V36H155ZM185 35V36H184ZM201 35L203 36V37H206V38H203V37H201ZM231 35V36H230ZM240 35V36H239ZM248 37H247V36ZM257 35V36H256ZM90 36V35H89ZM129 36H131V38L132 39H130L129 38ZM176 36V37H175ZM186 38V36L188 37V36H190V38L191 37H195L196 36V38H194V40L195 41H200V40H202V38L203 39H205L206 41L204 42L203 41V43H201V42H199V44H197L198 42H194L193 44H192V48L195 50V51H193L192 50V52H194L193 54L194 55H192V52H191V57L189 56V57H187L188 59H184V57H186V56H183L184 55V53H183V55H182V52H184L185 50H184V48H185V44H184V37ZM226 36H227V38H226ZM230 36V39L232 40H229V37ZM232 36H234V39L232 38ZM238 36V38H243V40L242 39H239V40H237L238 38H236ZM263 36V37H262ZM88 37V36H87ZM116 37V38H117ZM246 37V38H245ZM261 37V38H260ZM88 38H91V37H88ZM94 38V39H93ZM107 38H105V40H107ZM210 39V41H207V39ZM257 40H256V39ZM259 38H260V40H259ZM112 39V40H111ZM125 39V40H124ZM171 39V40H170ZM182 39V40H181ZM191 39H193V38H191ZM246 40V42H248L249 43V41L250 40H254V41H250L251 43L250 44H253V46L255 45V41H256V43H257V41L258 42H260V43H257L256 44V48L254 47L253 48V46L251 47H249L250 49H252V50H248L247 49V51H245V50H243L242 49V51H241V49H239L241 52H238V51H236L239 47H237V49L235 48L236 47V45H237V43L240 41V42H244L245 40ZM181 41V43H180V41ZM217 40V42H215V41ZM222 40V41H221ZM225 40V41H224ZM227 40V41H226ZM91 41V42H90ZM99 41H102V40H99ZM104 41V40H103ZM103 41L100 43V44H102V45H104L105 44V42L103 43ZM117 41H118V43H117ZM128 41H129V43H128ZM218 41H220V42H218ZM230 41V42H229ZM238 41V42H237ZM85 42H87V43H85ZM108 42V41H107ZM110 42H111V45H110ZM120 42V43H119ZM126 42V43H125ZM169 42V44H167ZM173 42H175V43H173ZM183 42V43H182ZM228 43V45H225L224 43ZM240 42L238 43V44H240ZM262 42V43H261ZM113 43H114V46H113ZM128 43V44H127ZM202 45H201V44ZM220 43V44H219ZM223 43V44H222ZM247 43V44H248ZM84 44H86V47H85V45ZM92 43H91V45H93ZM118 44V45H117ZM120 44H122V47L123 48H121V45ZM127 44V45H126ZM181 44V45H180ZM183 44V45H182ZM258 44H260V45H258ZM91 45H89V47L91 46ZM117 45V46H116ZM126 45V46H125ZM173 45H177V46H173ZM197 47H196V46ZM206 45V46H205ZM213 45H215V47L213 46ZM106 46V45H105ZM113 46V47H112ZM116 46V47H115ZM158 46V47H157ZM163 46V47H162ZM183 46V47H182ZM202 47V48H199V47ZM210 46V47H209ZM212 46H213V48H212ZM224 46V47H223ZM239 46V45H238ZM257 46H258V49H257ZM116 49H115V48ZM119 47V48H118ZM176 47V48H175ZM205 47H206V49H207V47H208V52H207V50H205V51H203L204 49H205ZM229 47V48H228ZM86 48V49H85ZM118 48V49H117ZM158 48V49H157ZM163 48V49H162ZM169 48V49H168ZM182 48V49H181ZM191 48V49H192ZM196 48V49H195ZM199 50H198V49ZM259 48L262 50H259ZM73 49V50H74ZM87 49H89V50H87ZM168 49V50H167ZM175 49H176V52H175ZM190 49V50H191ZM213 49V51H211ZM225 50V52L224 51H222V50ZM236 49V50H235ZM256 51H255V50ZM76 50H78V48L76 49ZM87 50V51H86ZM172 50V51H171ZM182 50V51H181ZM201 50V51H200ZM25 51V52H24ZM24 51H22L23 52V54L24 53H27V51L26 50H24ZM86 51V52H85ZM160 51V52H159ZM197 51V52H196ZM211 51V52H210ZM218 51V52H217ZM254 51L256 52V53H259V54H256V53H254ZM154 52V53H153ZM156 52V53H155ZM166 52V53H165ZM173 52H175V54L173 53ZM202 52H203V54H202ZM230 52V53H229ZM244 52V53H243ZM247 52H249V53H247ZM252 52H253V54H252ZM135 53H136V56L134 57V55H135ZM198 53V54H197ZM199 53H201V55L199 54ZM216 53V54H215ZM218 53H220V54H218ZM233 53V54H232ZM241 53V54H240ZM244 55H243V54ZM247 53V54H246ZM133 55V61H132V59H130L129 58V56L130 55ZM162 54H163V56H162ZM174 54V55H173ZM195 54H197V55H195ZM204 54H206V55H204ZM214 54V55H213ZM217 54H218V56H217ZM231 56H230V55ZM251 54L254 56V54L256 55V58L254 57L253 58V56L251 57L253 60V63H254V61H255V64H253L254 65V67H252L251 68V66H252V62H251V60H250V56H251ZM107 55V54H106ZM131 55V56H132ZM155 57H154V56ZM161 55V56H160ZM199 55H200V59L199 58H197V57H199ZM222 55V56H221ZM227 55H229L228 57H227ZM241 55V56H240ZM247 55H249V56H247ZM24 56H26L25 58H27V54L26 55H24ZM95 56V55H94ZM154 58H153V57ZM157 56H159V58L157 57ZM171 56H172V59H171ZM193 56H195V57H193ZM216 56V57H215ZM99 57H101V61L103 60V62H100V60H99V63H98V60H96L97 58L99 59ZM181 57V58H180ZM204 57H206V58H204ZM229 57H230V59H229ZM242 57V58H241ZM245 57H247V58H245ZM261 57V58H260ZM21 58V57H20ZM132 58V57H131ZM183 58V59H182ZM208 58H209V60H211V61H214V62H211V61H209L208 60ZM211 58V59H210ZM213 58V59H212ZM216 58V59H215ZM222 58V59H221ZM245 60H244V59ZM249 58V60H250V62L251 63H249L248 62V59ZM263 58V59H262ZM21 59H23V55H22V58ZM82 59V58H81ZM130 59V60H129ZM158 59H160V60H158ZM182 59V60H181ZM196 61H195V60ZM199 59V60H198ZM215 59V60H214ZM231 60V64H229V60ZM262 59V60H261ZM24 60V59H23ZM156 60H157V63H156ZM188 60V61H187ZM205 60H207V61H205ZM217 60V62H215ZM237 60V61H236ZM246 61V66H245V63H244V61ZM258 60V61H257ZM79 61V60H78ZM82 61V60H81ZM80 61V63H82ZM84 61V60H83ZM86 61V62H87ZM96 61V62H95ZM130 61H132V62H130ZM164 61V62H163ZM170 61V62H169ZM181 61V62H180ZM197 61H199V63L197 62ZM208 61H209V64H208ZM240 61V62H239ZM134 62V63H133ZM158 62H159V64H158ZM169 62V63H168ZM222 62H223V64H222ZM227 62H228V64H227ZM83 63H85V61L83 62ZM82 63V64H83ZM101 63H103L104 64V66H106V67H104L103 66V64H101ZM156 63V64H155ZM214 63V64H213ZM25 64V62H23V68H24V70L26 69L24 66ZM111 64V65H110ZM134 64V65H133ZM163 64V65H162ZM169 64V65H168ZM172 64V65H171ZM181 64V65H180ZM189 66H188V65ZM195 64V65H194ZM203 65L204 64V66H200V65ZM208 64V65H207ZM219 64H222V66L221 65H219ZM238 64V65H237ZM263 64V65H262ZM21 65V66H22ZM84 65V64H83ZM91 65H93V66H91ZM110 65V66H109ZM156 65H157V67H156ZM187 65V66H186ZM223 65H224V67H223ZM256 65V66H255ZM85 66H83L82 68L83 69H86V68H84ZM192 66V67H191ZM225 66H227L228 68H226ZM229 66H230V68H229ZM232 66V67H231ZM27 67V66H26ZM112 67V68H111ZM118 67V68H117ZM167 67V68H166ZM168 67H170V68H168ZM177 67V68H176ZM188 68V69H186V68ZM204 67V68H203ZM223 67V68H222ZM250 67V68H249ZM23 68H21V70L23 69ZM107 68H109L108 70H106ZM114 68H117V69H114ZM227 70H226V69ZM254 68H257V69H254ZM112 69V70H111ZM159 69V70H158ZM168 69H173V70H168ZM190 69V70H189ZM217 69V70H216ZM222 69H223V71H222ZM224 69H225V71H224ZM231 69H232V71H231ZM239 70V71H237V70ZM115 70H117V71H119L120 73H118V74H121V75H118L117 74V71H115ZM177 70V71H176ZM178 70H179V72H178ZM186 70H187V72H186ZM189 70V71H188ZM218 70H220V71H218ZM244 70V71H243ZM254 70V71H253ZM258 70V71H257ZM23 71V70H22ZM112 71H114L115 72V75H113L114 74V72H112ZM167 71V72H166ZM165 74H164V73ZM193 72V73H192ZM206 72V73H205ZM208 72V73H207ZM222 72V73H221ZM243 72V73H242ZM257 72H259V73H257ZM108 73V74H107ZM159 73V74H158ZM171 73V74H170ZM187 73V74H186ZM238 73V74H237ZM26 74V73H25ZM27 74H28V72H27ZM92 74H94V76L92 75ZM105 75V77L103 78V79H101L102 78V75ZM112 74V75H111ZM196 74V75H195ZM197 74H199V75H197ZM212 74H213V80H211V79H209L210 77L212 78ZM220 74V75H219ZM224 74H227V75H224ZM235 74H236V76H235ZM29 75V74H28ZM28 75H26V76H28ZM90 75V74H89ZM110 75V76H109ZM118 76V78H120V79H118L117 78V76ZM165 75V76H164ZM193 75V76H192ZM205 75V76H204ZM245 75H247L250 79H251V82H250V80L248 79V77H246L245 78ZM261 77H260V76ZM107 76H109V77H107ZM171 76H172V78H171ZM185 76H186V78H185ZM200 76V77H199ZM210 76V77H209ZM224 76V77H223ZM229 76V77H228ZM242 76V77H241ZM256 76H258V77H260V78H256ZM30 77V76H29ZM115 77V79H113ZM164 77V78H163ZM198 77V78H197ZM204 77H205V79H204ZM28 78V77H27ZM117 78V79H116ZM180 78V79H179ZM187 78H189V79H187ZM194 78H195V81H194ZM200 78V79H199ZM207 78V79H206ZM232 78H233V80H232ZM238 78H239V80H240V78H244L245 80H240V81H242V83L238 80ZM253 78V79H252ZM256 78V79H255ZM29 79V78H28ZM123 79V80H122ZM153 79V80H152ZM166 79V80H165ZM182 79V80H181ZM187 79V80H186ZM191 79V80H190ZM217 79V80H216ZM261 79V80H260ZM104 80V81H103ZM165 80V81H164ZM189 80V81H188ZM219 80V81H218ZM227 80H229V81H227ZM230 80H232V81H230ZM237 80L239 81V82H237ZM254 80V81H253ZM99 81V82H98ZM107 82V84H106V82ZM120 81H121V84H120ZM123 81H124V84L126 83V85H124L123 86ZM158 81V82H157ZM221 81V82H220ZM235 81H236V83H237V87H236V83H235ZM243 81H245L244 83H243ZM247 81L249 82V83H247ZM177 82V83H176ZM200 82V83H199ZM210 82V83H209ZM227 82H229V83H227ZM235 83L234 85H233V87L234 88H232V83ZM259 82V83H258ZM169 83V84H168ZM181 83H182V85L183 86H186L185 88L188 90V91H191V88H192V91H193V94H194V91H195V98H196V101H197V103L198 102H200V103H198V106L199 105H205V107H204V109L206 108V105L207 106H210L209 108H211V109H209L208 107L206 108V109H208V110H204V112H202V109H203V107L202 106H200V107H202V108H195V109H197L198 110V112H196L195 110H193V111H195V113H193V111H192V113H191V111L189 112L188 110H184V109H186L185 108V106L181 103V101L179 102H177V99H176V101H175V98L173 99V96L171 97V95H174V97H175V95H176V89H178V85L179 86H182L181 85ZM185 83H186V85H185ZM227 83V84H226ZM242 85H241V84ZM247 83V84H246ZM255 83H257V84H255ZM87 84V83H86ZM120 84V85H119ZM173 84V85H172ZM178 84V85H177ZM189 84V85H188ZM208 84H209V86H208ZM225 84V85H224ZM238 84L240 85V86H238ZM244 84V85H243ZM88 85V84H87ZM100 85V86H99ZM121 85L123 86L122 87V90H126V91H122L121 90V88H119V87H121ZM171 85L173 86V88H171ZM175 85L177 86L176 88H174L175 87ZM202 85V86H201ZM230 85V86H229ZM246 85H248V86H246ZM92 86H98V89L96 88V87H92ZM125 86H126V89H125ZM165 86V87H164ZM169 86V87H168ZM182 86V87H183ZM192 86V87H191ZM212 86V87H211ZM214 86V87H213ZM218 86V87H217ZM223 86V88H220V87H222ZM254 86H255V88H254ZM88 88L87 89H89V87L90 86H87ZM167 87H168V89H167ZM190 89H189V88ZM225 87V88H224ZM228 87H229V89H228ZM256 87H258V88H256ZM85 88H86V86H85ZM85 88H84V90H85ZM91 88H90V90H91ZM206 88V89H205ZM211 88H213V90H211ZM244 88V89H243ZM86 89V90H87ZM156 89V90H155ZM159 89V90H158ZM171 89H174L173 91H171ZM209 89H210V91H209ZM215 89V90H214ZM119 90H121V92L119 91ZM132 90H133V92H135V93H133L132 92ZM197 90H199V91H197ZM231 92H230V91ZM232 90H235V91H232ZM238 90V91H237ZM243 90V91H242ZM252 90H254V91H256V93L252 96ZM87 91H89V90H87ZM92 91V90H91ZM93 91V92H94ZM224 91V92H223ZM85 92L86 91H84V94H85ZM167 92V93H166ZM201 92H202V94H203V92H204V94H206L204 97L207 99L206 101H205V103L207 102H210V100L212 101V103H210L211 105H209V104H203L202 103V101H204V100H202V97H203V95L201 94ZM244 93V95L245 96H243V93ZM252 92V93H251ZM263 92V93H262ZM129 93V94H128ZM197 93V94H196ZM199 93L201 94L200 96H199ZM212 94L211 96L209 95V94ZM225 94V96H224V94ZM237 93V94H236ZM94 93H93V95H95ZM133 94V95H132ZM192 94V93H191ZM227 94V95H226ZM261 94H262V96H261ZM87 95V94H86ZM125 95L127 96V97H125ZM128 95H129V98H135L136 100H135V102H133L132 100H130L129 98H128ZM132 97H131V96ZM135 95H137V98H136V96ZM169 95V96H168ZM230 95V96H229ZM234 95H236V96H234ZM248 95V96H247ZM251 95V96H250ZM100 96V97H99ZM105 96V97H104ZM167 96V97H166ZM206 96H208V98L206 97ZM213 96V97H212ZM243 96V97H242ZM250 96V97H249ZM259 96H261V97H263V98H261V97H259ZM210 97H211V99H210ZM221 97V98H220ZM229 97V98H228ZM235 97V98H234ZM171 98L173 99V104L171 103L172 102V100H171ZM204 98V99H205ZM212 98H213V100H212ZM219 98V99H218ZM233 98H234V100H233ZM241 98V99H240ZM250 102H248V101H245L244 102V100H246V99ZM102 99V100H101ZM128 99V100H127ZM159 99H160V101H159ZM166 99H167V102H166ZM218 99V100H217ZM237 99H239V100H237ZM251 99V100H250ZM258 99H260V101L258 100ZM262 99V100H261ZM129 100H130V102H129ZM200 100V101H199ZM202 100V101H201ZM230 100V101H229ZM195 101V102H196ZM228 101H229V103H228ZM231 101H232V104H230L231 103ZM234 101V102H233ZM244 102L243 104H242V102ZM259 101V102H258ZM47 102H50V101H47ZM96 102V104H98ZM133 102V103H132ZM175 102H177V103H175ZM217 102H218V104H217ZM239 102H241L239 105L240 106H238V103ZM246 102H248L247 103V105H245L246 104ZM257 102V105L255 104V103ZM260 102H261V104H260ZM164 103V104H163ZM197 103H196V106H197ZM182 106H181V105ZM228 104H230V105H228ZM236 104H237V106H236ZM117 105V106H116ZM118 105H119V107H118ZM226 105V106H225ZM231 105H232V107H231ZM99 106V105H98ZM100 106V107H101ZM121 106V107H120ZM125 106V107H124ZM172 106V107H171ZM177 108H176V107ZM184 106V107H183ZM213 106V107H212ZM242 106V107H241ZM245 106H250V108H248V107H246L245 109H243ZM254 106V107H253ZM260 106V107H259ZM262 106V107H261ZM52 107V106H51ZM97 107V106H96ZM104 107V108H103ZM115 107V109H119L120 110V112H118L117 110V112L114 114L113 112H115V110L113 109V108ZM168 107H170V108H168ZM230 107V108H229ZM240 107V108H239ZM253 107V108H252ZM99 108V107H98ZM106 108V109H105ZM124 108V109H123ZM127 108V109H126ZM178 108H180V109H178ZM183 108V109H182ZM213 108V109H212ZM59 109H61V108H59ZM59 109H56V111L58 112H56L57 113V115H55V117H58V118H56V119H58L57 121L59 122V123H56L57 121L56 120H54V121H56L55 123L56 124H60V127L58 128V129H63L65 126H63L62 127V125H64L62 122H64L65 120H66V114H64L65 113V111H63L64 109L62 108L61 109V111L59 110ZM123 111H122V110ZM132 109H133V111H134V109H135V112H133L132 111ZM138 111H137V110ZM165 109H166V111H165ZM171 109V110H170ZM237 109H240V111H238ZM243 109V110H242ZM247 109H248V112H246L247 111ZM249 109H250V111H249ZM255 109V110H254ZM114 110V111H113ZM139 110H141V115H140V112H139ZM176 110H178L177 112H176ZM179 110H180V112H179ZM184 110V111H183ZM200 110V111H199ZM212 112V114L210 113V111ZM229 110V111H228ZM259 110H260V112H259ZM55 111V110H54ZM109 111H110V109H109ZM125 111V113H122V112H124ZM129 111L131 112V114L129 113ZM137 111V112H136ZM150 111V112H149ZM170 111V112H169ZM171 111H173L174 113L176 112V114L177 113H180L179 115H178V117H180L179 119H181L180 121L181 122H179L178 123V121H175V120H173L172 118H170L169 119V117H171L170 116V114H169V117H167L168 115V113H171ZM186 111V112H185ZM206 111V112H205ZM226 111V112H225ZM254 113H253V112ZM108 112V111H107ZM143 112H146V114H144ZM156 112L158 113V115L156 114ZM161 114H160V113ZM228 112V113H227ZM230 112V113H229ZM233 112H234V114H233ZM236 112H238V113H236ZM243 112L245 113V114H243ZM250 112V114L248 115L247 113H249ZM252 112V113H251ZM136 113V114H135ZM138 113V114H137ZM164 113H165V117L163 116L162 117V114L164 115ZM214 113H216V114H214ZM218 113V114H217ZM222 113V114H221ZM228 115H227V114ZM263 113V114H262ZM110 114L113 116V114L115 115V116H110ZM120 114V115H119ZM143 114V115H142ZM152 114H155V116H153ZM172 114V113H171ZM199 114V115H198ZM209 114V115H208ZM211 114V115H210ZM262 114V115H261ZM127 115V114H126ZM133 115V116H132ZM145 115H150V116H145ZM182 115V116H181ZM195 115V116H194ZM197 115V116H196ZM205 115H208V116H205ZM214 115H216V116H214ZM220 115V116H219ZM226 115V116H225ZM247 115H248V117H247ZM121 116V117H120ZM146 118H145V117ZM151 116H153L152 118H151ZM210 116H213V117H211L210 118ZM228 116H229V118H228ZM235 116V117H234ZM130 117H128L129 118V121H130ZM148 117V118H147ZM167 117V118H166ZM217 117V118H216ZM222 117V118H221ZM242 117V118H241ZM82 120H83V122H88V118H84V117H80ZM134 118V117H133ZM137 118V117H136ZM151 118V119H150ZM208 118V119H207ZM217 120H216V119ZM221 118V119H220ZM228 118V119H227ZM60 119V120H59ZM118 119V120H119ZM160 118H158V120H160V121H163V120H161ZM167 119H169V121H167ZM172 119V121H175V122H172V121H170ZM185 119V121L187 120L189 123H187V121L185 122V121H183ZM219 119V120H218ZM239 119H241V120H239ZM257 119V120H256ZM111 120V119H110ZM111 120V121H112ZM124 120V119H123ZM122 120V122H123V124H125L126 123V120H127V118L125 119V121H123ZM155 120H157V118L155 119ZM212 120V122H209V121H211ZM233 120V121H232ZM114 121V120H113ZM112 121V122H113ZM120 121V120H119ZM118 121V122H119ZM196 121H198V122H196ZM203 121V122H202ZM229 121H231V123H229ZM236 121V122H235ZM238 121H240V122H238ZM85 122V123H86ZM114 122H117L116 120L114 121ZM134 122L136 123L137 121L135 120L134 121V119H133V121L131 122H128L129 124L131 123H133L132 125H130V127L132 126H134ZM137 122V123H138ZM194 122V123H193ZM217 122H219V123H217ZM149 123V122H148ZM152 123V122H151ZM192 123V124H191ZM210 123V124H209ZM233 123H235V126L233 125ZM120 124H121V122H120ZM127 124V123H126ZM139 124V123H138ZM162 124H163V122H162ZM136 125V124H135ZM139 125V126H140ZM153 125V124H152ZM189 125V126H188ZM203 125V126H202ZM222 125V126H221ZM227 125V126H226ZM232 125V126H231ZM55 126H57L58 127V125H55ZM138 126V125H137ZM137 126H134V127H136V128H140V129H142L141 127H137ZM225 126V127H224ZM56 127V128H57ZM124 127H125V125H124ZM177 127V129H175ZM200 127V128H199ZM206 128V130H205V128ZM213 127V128H212ZM146 130H145V129ZM225 128H227V129H225ZM55 129V128H54ZM155 130H156V128H154ZM205 130V132H204V130ZM220 129V130H219ZM136 130V129H135ZM139 130V129H138ZM155 130H152V132L153 133H155L154 131ZM231 130H233V131H231ZM143 131H142V133H143ZM149 132V131H148ZM171 132V133H170ZM175 132V133H174ZM208 132V133H207ZM212 132V133H211ZM214 133V134H213ZM224 133H225V135H224ZM227 133V134H226ZM230 133V134H229ZM253 133V134H252ZM261 133V134H260ZM174 134V135H173ZM177 134V135H176ZM140 135H143V134H140ZM164 135L165 136H168V137H166L165 139H163L164 138ZM209 135V136H208ZM214 135V136H213ZM229 135H231V136H229ZM246 135V136H245ZM44 136V135H43ZM179 136V137H178ZM140 137V136H139ZM173 137H176V138H173ZM177 137H178V139H177ZM183 137V136H182ZM181 137V138H182ZM218 137V138H217ZM223 137V138H222ZM243 137V138H242ZM141 139L142 138H144V136L142 137H140ZM151 138H154V139H152V140H154L155 142H152L151 141ZM211 138H213V139H211ZM233 138L236 140V138H237V140L239 141V143L241 142V140L243 141V144H244V141H245V139L244 138H246L247 140H248V142H250V146H251V144H253V151L255 152V153H252L253 155L255 154L256 156H254V157H252V154H250V153H248V152H246V154L248 153V154H250V156L249 155H247V156H249V157H251V158H249V160H247V162H249L248 164V169H247V171H246V173H247V175H246V173H245V175L247 176L246 178H248V180L250 179V178H252V179H250L251 181H252V183H254L255 182V186L257 187H259V190H258V188H257V192H259V193H257L256 192V189L255 188H253L254 187V185L251 183L250 185H253V186H250V187H252L253 189L252 190H254L255 189V191H253V192H255L256 194H251L252 195V197L250 196V192L248 193V195H249V197L247 196V195H245L244 193H242V189L244 188V186H240L242 189H239L240 187H232L233 185H237V184H233V182L234 183H237L238 181L235 179L236 177H234V176H232V177H234V180H232L233 178H230L231 176V167L230 166H228V164H226L227 163V159H225V158H227L226 156H228V154H229V152L230 151H227V149L225 150V151H227L228 153H226V154H224V153H222V151H224V147H222V146H220V147H218L219 145H217V143L219 142V141H223L222 143H221V145H223L224 146V144L227 146V144H228V146L227 147H229V145L231 146H233V145H237V147L236 148H238L240 145H238L239 143L237 142V141H234L233 140ZM215 139H217V141L215 140ZM239 139H241V140H239ZM164 140V141H163ZM167 142H166V141ZM177 140V141H176ZM212 140V141H211ZM235 142V143H232L233 141ZM247 140H246V142H247ZM98 140H94V143H96ZM100 141V140H99ZM98 141V142H99ZM171 141V142H170ZM179 141H181V143H182V141L184 142V138H183V140H181V139H179ZM206 141V142H207ZM209 141L211 142V143H209ZM98 142H97V145H98ZM110 142V141H109ZM225 142V143H224ZM245 142V143H246ZM99 143H101V141L99 142ZM102 143H104V141L102 142ZM155 143V144H154ZM161 143V144H160ZM178 143V142H177ZM224 143V144H223ZM232 143V144H231ZM238 143V144H237ZM201 144H204V146H201ZM219 144H220V142H219ZM181 145L182 144H180V145H177L179 148H183V147H181ZM184 145V144H183ZM190 145V146H189ZM73 146V145H72ZM212 146V147H211ZM225 146V147H226ZM74 147V146H73ZM190 147V148H189ZM191 147L192 148H194V149H191ZM202 147H204V148H202ZM218 147V148H217ZM222 147V148H221ZM213 149V151H211L212 149ZM219 150V148L221 149V151H218L217 149ZM224 148V149H223ZM233 147H230V149H232ZM235 148V147H234ZM233 148V149H234ZM243 148H244V146H243ZM262 148V149H261ZM181 149L179 150V151H181ZM209 149H210V151H209ZM223 149V150H222ZM229 149V148H228ZM240 149V148H239ZM238 149V150H239ZM199 150H201V151H199ZM203 150V151H204ZM205 150V151H206ZM237 150V149H236ZM262 150V151H261ZM179 151H176V152H178V153H175V156H177L176 154H179ZM186 152L185 151V147H184V151H183V153L181 154L182 156H180V159H178V162H179V160H181V159H187V158H189V157H191L192 156V153L191 152ZM252 151V152H253ZM257 151V152H256ZM260 151V152H259ZM197 152V153H196ZM220 152V153H219ZM244 152V153H245ZM249 152H251V150L249 151ZM185 153V154H184ZM187 153H189V154H187ZM191 153V154H190ZM243 153V152H242ZM244 153H243V155H244ZM257 153V154H256ZM262 153V154H261ZM137 154L139 155V156H141L142 155V151H139V152H137ZM183 154H184V156H183ZM195 154H193V157H195L194 155ZM222 154H223V156H222ZM259 154L260 155H262V156H259ZM137 155V156H138ZM187 155H188V157H187ZM190 155V156H189ZM202 155V157H207V156H203ZM209 155V154H208ZM216 155H215V157H216ZM211 156H213V155H211ZM210 155H209V157H211ZM245 156V155H244ZM174 157V156H173ZM179 157V156H178ZM184 157H187V158H184ZM192 157V158H193ZM201 157V158H202ZM223 157H225L224 159H223ZM258 157V158H257ZM191 158V159H192ZM198 158V159H197ZM196 159L197 160H199V157H197ZM208 158V157H207ZM216 158H218V157H216ZM246 158H248V157H246ZM255 158V159H254ZM195 159V161H197ZM222 159H223V161H222ZM234 159V158H233ZM259 159V160H258ZM183 160H181L182 162H183ZM188 160V159H187ZM189 160H190V158H189ZM179 162V163H182V162ZM200 162H201V160H199ZM202 161H204V159L202 160ZM185 162V161H184ZM198 162V161H197ZM261 162V163H260ZM263 162V163H262ZM183 164V163H182ZM257 165V166H256ZM259 165H260V167H259ZM230 167V168H229ZM227 168H229V169H227ZM96 169V168H95ZM256 169V170H255ZM261 169V170H260ZM97 171H98V167H97V169H96ZM95 170V171H96ZM134 170V169H133ZM227 170H229L230 171V173L228 174V172L229 171H227ZM93 171V170H92ZM135 171V170H134ZM138 172V174L136 173V171H135V173H136V175H139L140 173H141V170H139V171H137ZM140 172V173H139ZM95 173H97V172H95ZM249 173V174H248ZM99 174H101V173H98V178H95V179H99L101 182L103 181V177L101 178V175H99ZM129 173H128V170H126L125 171V173L123 174L125 177V179H123V181L125 180V185H124V182H123V185H124V189L122 188H120L122 191H120V194H118V195H120L121 196V198H120V196H118L119 197V199L117 200V203L115 204L116 205V207H110L109 209V213L111 214V217H112V213H113V215H115L114 213H116V217H117V221H115V225L117 226L115 229H118L119 228V230H117V231H119V232H123L124 234H125V238H127L128 239V237H129V239L131 238H133L132 239V241L136 238L137 239V237H139L138 239H137V241H140L141 240V243L139 242V244H138V242H137V247H140V244H143L145 241H144V239H145V237H152L151 235H153V236H159L158 235V233L159 232H166V227L164 226V225H162V223L161 224H157V227H156V224L155 225H152V223H151V227L149 226V227H146V228H138V229H136L135 227H134V225H133V221L135 222V220L134 219H136V215L135 216H133V217H135V218H133L132 219V215H134V214H136L138 211L139 212H141V209H142V213H138V216H140V215H145V216H143V217H146V215L147 214H144L143 213V210H144V207L145 206H143V205H146L145 204V201L144 202H142L141 200L139 201L140 203L142 202V204H140L139 203V205L137 206V202H134V200L136 199L137 201H138V199L135 197V196H138L139 195V192H140V189H139V191L138 190H135V187H136V185H134V186H132V184L130 185V183H128V177H129V175H128ZM238 174H240V172H238ZM135 175V177L137 178V176ZM214 175H216L217 176V178L214 176ZM229 175V176H228ZM244 175V176H245ZM1 176V178H2V176L3 175H0ZM224 176H225V178H227V179H229V181H228V185L227 186H224V184H222L223 182H227L226 181V179H224ZM249 176V177H248ZM253 176V177H252ZM257 176V177H256ZM90 177H91V175H90ZM123 177V176H122ZM139 177V176H138ZM216 179H215V178ZM81 178V177H80ZM79 178V179H80ZM135 178V179H136ZM203 178V177H202ZM214 178V179H213ZM2 179H5V176H3V178ZM46 179V178H45ZM48 179V178H47ZM46 179V180H47ZM85 179V178H84ZM94 179V180H95ZM189 179H190V181H189ZM189 179H185L184 180V183H182L183 184V186H184V184H185V182H186V184L188 183V182H192V178H189ZM82 180H83V178H82ZM90 180H91V178H90ZM97 180H96V182H97ZM137 180H138V178H137ZM193 180H195V178H193ZM216 180V182L217 183H219L220 184V181H223L222 183H221V186L218 184V186H220V187H222V185H223V189L225 190V188H226V190L225 191H227L228 193H226L225 191L223 192L217 185V187H218V189H215V188H217V187H213L214 185H213V183H215L214 181ZM225 180V181H224ZM231 180L233 181L232 183H231ZM241 180V179H240ZM239 180V181H240ZM49 181V182H48ZM48 181H45L46 182V184L44 183V181L42 182V184H41V186L40 187H43V188H46L47 186L50 188V187H52L53 186V183L50 181V180H48ZM78 181V180H77ZM81 181V180H80ZM85 181V180H84ZM87 181V180H86ZM85 181V182H86ZM91 181H93V180H91ZM188 181V182H187ZM212 181H213V183H212ZM242 181V180H241ZM240 181V182H241ZM83 182V181H82ZM84 182V183H85ZM95 181H93V184L95 183V184H97ZM101 182H99L100 184H101ZM129 182H131V181H129ZM212 183V186H211V183ZM229 182H230V184H229ZM84 183H82V184H84ZM87 183V182H86ZM6 186L5 187H7L8 186V183H4ZM3 183H0V185H4ZM79 184V183H78ZM81 183H80V186L82 185ZM91 184H92V182H91ZM92 184V185H93ZM102 184H103V182H102ZM185 184V185H186ZM209 186V188L211 187L212 189H214V190H218L219 191V189H220V191H221V193H219V195L217 194L218 193V191H209V192H211V193H215V194H217L216 195V200H212V196L214 197L215 195H211V197L210 196H208V198L209 199H211L212 201H216L215 202V204H214V202H212V207L210 208V206H211V203H210V200H208L207 198H206V196H205V199H202V197H203V195L204 194H206V187H207V189H209L208 188V186ZM231 184H232V186H231ZM45 187H44V186ZM87 185V184H86ZM86 185H84V186H86ZM92 185H90V188H91V186ZM188 185V184H187ZM226 185V184H225ZM79 186V185H78ZM83 186V185H82ZM84 186L83 187H80V188H84ZM94 186V185H93ZM199 186V187H200ZM47 187V188H48ZM225 187V188H224ZM249 187V186H248ZM1 188V187H0ZM192 188H195L199 193H200V191H201V189L202 190H205V193L202 195L201 193L199 194V193H196L197 191L195 190V189H193V190H195V191H193L192 190ZM205 188V189H204ZM234 188V189H233ZM237 188V189H236ZM89 189V188H88ZM91 189H93V188H91ZM137 189V188H136ZM211 189V190H212ZM84 190H85V188H84ZM87 190V189H86ZM210 190V189H209ZM231 192H230V191ZM239 190V191H238ZM245 190L246 191H248V189H246V186H245ZM42 191H43V189H42ZM88 191H90V190H88ZM191 191H192V194H191ZM219 191V192H220ZM240 191H241V193H240ZM243 191H244V189H243ZM45 192V191H44ZM87 192V191H86ZM239 192V193H238ZM91 193V192H90ZM203 193V192H202ZM208 193V192H207ZM237 193V195H235ZM132 194V195H131ZM231 194H234V196L233 195H231ZM244 194V195H243ZM258 194V195H257ZM262 194V195H261ZM133 196L132 198H131V196ZM143 195V194H142ZM145 195V194H144ZM143 195V196H144ZM197 195H199V198L197 197ZM201 195H202V197H201ZM241 195V196H240ZM243 195V196H242ZM254 195H256V197L254 196ZM143 196H142V198H143ZM229 198V200H228V198ZM126 197H128V198H131V200L130 199H128L129 201H127L126 200ZM201 197V198H200ZM220 198V200H218L219 198ZM237 199H236V198ZM260 199H259V198ZM133 198H135V199H133ZM180 198H181V206L184 204L183 202H185V201H187V200H183V199H185V198H183V197H179V202H180ZM193 198H191V200H193ZM196 198H198V199H196ZM204 198V197H203ZM215 198H213V199H215ZM218 198V199H217ZM232 198V199H231ZM240 198V199H239ZM244 198V199H243ZM247 198V199H246ZM259 200H258V199ZM160 199V198H159ZM209 201V203L208 202H206L207 200ZM225 199V200H224ZM248 199H250L249 201H247ZM255 199V200H254ZM120 200V201H119ZM126 200V201H125ZM135 200V201H136ZM170 200V199H169ZM168 200V201H169ZM204 200H206V201H204ZM227 200V201H226ZM251 200H253V201H251ZM261 200H262V202H261ZM81 201H83V200H81ZM204 201V202H203ZM223 201H226L225 203L223 202ZM238 201H239V204H238ZM242 201V203H240ZM245 201H247V202H245ZM85 202V201H84ZM84 202H82V203H84ZM169 202H172V201H169ZM219 202V203H218ZM236 202V203H235ZM245 202V203H244ZM251 202H252V205H251ZM81 203V204H82ZM119 203V204H118ZM134 203V204H133ZM147 203V202H146ZM183 203V204H182ZM203 203V204H202ZM206 203V204H205ZM232 203V204H231ZM250 203V205L249 206H251V207H249V209H248V207H247V205ZM254 203V204H253ZM86 204V203H85ZM134 206H133V205ZM135 204H136V206H137V208H136V206H135ZM171 206L172 205H174V203L172 202V203H169ZM185 204H186V202H185ZM190 204V205H189ZM192 204V205H191ZM204 204H205V206H206V208H204L205 206H204ZM226 204V205H225ZM244 204H245V206H244ZM247 204V205H246ZM69 205V204H68ZM200 206V208H199V206ZM204 207H203V206ZM219 205H220V207L222 208H220L219 207ZM223 205V206H222ZM227 205H229V206H227ZM242 205V206H241ZM254 205H256V207H257V209H256V207L254 206ZM85 206V205H84ZM83 206V208L84 209H87V213H86V211H83V210H81V211H79V216H80V218L79 219H82V220H84L85 222H87L86 220H90L89 222H88V225L92 222V221H94L95 222V225L97 224L98 226H100L101 224L99 223L100 221H99V218H97V216H99V214L98 215H96L95 214V216L94 215H92V213H91V211L85 206L84 207ZM155 206H157V205H155ZM194 206V207H193ZM231 206H232V209H231ZM68 207V206H67ZM70 207V206H69ZM69 207H68V209H69ZM169 207V206H168ZM172 207H174V206H172ZM183 207H184V205H183ZM198 207L199 209H196V208ZM215 208V209H212V208ZM224 207V208H223ZM229 208L228 210H227V208ZM234 207V208H233ZM241 209H239V208ZM258 207H260L259 209H258ZM133 208H135V210H136V212H135V210L134 211H132L133 210ZM195 208V209H194ZM207 208H208V210H207ZM217 208V209H216ZM251 208V209H250ZM253 208H255V209H253ZM148 209V207H147V205H146V207H145V210H144V212L146 211ZM178 209L180 210V208H178L177 207V209H174V212L177 210L178 211ZM202 209V210H201ZM211 209H212V211H211ZM226 209V210H225ZM234 209H236L237 210V212H239V210H240V216H242L243 214L244 215H247V214H249V218L252 216V217H254V215L256 214L257 216H255V218H253V220H252V218L250 219V222L246 219L245 220V217L246 218H248L247 216H245L243 219H244V222H246V221H248L249 223H248V225H250L249 226V232H247L248 230V228L245 230L247 233H250L251 232V229L253 230L252 232H254V235L253 234H251L250 233V235L251 236H247V234L246 233H243V232H239L237 229H236V227H237V222H233V221H231L230 223H232L233 225L232 226H234V225H236V226H234L233 227V230H231L232 228H230V227H227L228 229H226V228H224L225 226H223V227H221L222 226V224L224 225H226L227 223H229V222H227V221H225V220H222L223 218L225 219L226 218V212H227V215H228V213L229 214H231L232 215V213L233 212H235V210ZM239 209V210H238ZM245 209V210H244ZM247 209V210H246ZM66 211H67V214H66V211H64V215L65 216H63V217H65V219H62V220H64V222L62 221V220H60L61 222H63V223H61L60 221H58V226H59V231H60V235L62 234L63 235V238L64 239H61L62 238V235L60 236V235H58L59 237H60V243L63 241V240H65V239H67L68 238V236H66V235H68V233H66V231L65 230H68V228H67V226L69 225H65V220L66 219H69L70 217L72 218V216H70V214H69V212H68V210L67 209H65ZM113 212H112V211ZM253 210V211H252ZM84 212V213H81V212ZM173 211V210H172ZM171 211V212H172ZM177 211H176V213H177ZM183 211V210H182ZM203 213H202V212ZM211 211V212H210ZM233 211V212H232ZM248 211H249V213H248ZM252 211V212H251ZM256 211H258V213L256 212ZM91 214H90V213ZM131 212H133L132 214H131ZM147 212V211H146ZM145 212V213H146ZM170 212V211H169ZM191 212H192V210H191ZM213 212H214V214H213ZM217 212L219 213V216H218V214H217ZM221 212V213H220ZM246 212H247V214H246ZM183 213V214H182ZM216 213V214H215ZM243 213V214H242ZM259 213L261 214L260 216H258L259 215ZM130 214V215H129ZM170 214V213H169ZM196 214V215H195ZM221 214V215H220ZM223 214V215H222ZM76 216L75 217V219H73L72 218V221H71V223H73L74 224V222H76L77 220H76V218L77 217H79V216ZM171 215V217H172V214H170ZM230 215V216H231ZM239 215V214H238ZM251 215V216H250ZM68 216H70L69 218H68ZM129 216H131V219H130V217ZM212 216V217H211ZM216 216H217V218H216ZM221 216V217H220ZM230 216H228L229 218H230ZM67 217V218H66ZM115 217V218H116ZM198 217V218H197ZM227 217V218H228ZM71 218L69 219V220H71ZM113 218V217H112ZM112 218L110 219V222H112V224L114 223L113 221H112ZM115 218H114V220H115ZM173 218L174 219H176V220H173L176 224L177 223H179V225H184V226H187L188 225V223H189V220L187 219V217H185V215H184V212H181V211H179L177 214H175L174 213V216H173ZM172 218V219H173ZM208 218V217H207ZM207 218L205 219V221H204V223L207 221ZM222 218V219H221ZM78 219V221L80 222V223H82L81 221L82 220H79ZM108 219H109V217H108ZM128 219V220H127ZM216 219V220H215ZM218 219V220H217ZM219 219H221L220 221H219ZM73 220H75V221H73ZM131 220H133V221H131ZM183 220V221H182ZM216 221V222H214L215 224L214 225H212V223H213V221ZM77 221V224L79 223ZM188 221V222H187ZM225 223H224V222ZM262 221L264 222V220L262 219ZM85 222H83V223H85ZM93 222V223H94ZM130 222H132V223H130ZM218 222H220V223H218ZM227 222V223H226ZM60 223V224H59ZM79 223V224H80ZM93 223H91L92 225H93ZM61 224H62V226H61ZM76 224V223H75ZM187 224V225H186ZM247 224V223H246ZM72 225V224H71ZM132 227H131V226ZM178 225V224H177ZM182 225V226H183ZM211 225V226H210ZM248 225H246V227L248 226ZM64 227V228H61V227ZM74 226H77V225H74ZM78 226H80V225H78ZM94 226V225H93ZM98 226H95V227H97L98 229L100 228V227H98ZM163 226V227H162ZM205 226V225H204ZM102 227V226H101ZM115 227V226H114ZM134 227V228H133ZM158 227H159V229H158ZM201 227H203L202 225H201ZM206 227V226H205ZM204 227V228H205ZM79 227H77V229H78ZM81 228V227H80ZM148 228V229H147ZM204 228H202V229H204ZM207 228V227H206ZM205 228V229H206ZM65 229V230H64ZM97 229V230H98ZM134 229V230H133ZM147 229V230H146ZM234 229H236V230H234ZM64 230V231H63ZM71 230V229H70ZM70 230H68L67 232H69ZM100 230V229H99ZM99 230H98V232H99ZM133 230V231H132ZM160 230H163V231H160ZM255 230V231H254ZM59 231L57 232L58 234H59ZM61 231H63L64 232V234L63 233H61ZM81 231H84L83 230V228H81ZM203 231H202V233H203ZM217 231V232H216ZM222 231L225 233V234H223L222 233ZM121 232V233H122ZM227 232V233H226ZM230 232V233H229ZM233 232V233H232ZM237 234H239V235H237ZM239 232V233H238ZM65 233H66V235H65ZM198 232H196V233H193V234H188V236L189 237H187V234L186 235H184V236H182L183 238V240L185 239V240H187V241H190V243H192V241L194 242V241H196V242H199V240L197 239V237H198V234H197ZM210 233V234H209ZM231 233L234 235V236H236V237H234L233 235H231ZM124 234H123V236H124ZM148 234H150V236H146V235H148ZM209 234V235H208ZM222 234V235H221ZM236 234V235H235ZM245 236H244V235ZM89 235V234H88ZM140 235H141V237H140ZM145 235V236H144ZM224 235H227L226 236V239H224L225 237H223ZM231 235V236H230ZM241 235V236H240ZM65 236V237H64ZM132 236V237H131ZM230 236V237H229ZM258 236H259V234H258V232H257V236L255 235V237H257L258 238ZM67 237V238H66ZM224 239H222V238ZM232 237H233V239H232ZM241 237V238H240ZM242 237H245V242H244V238L242 239ZM89 238L91 239L92 238V234L91 235H89L88 237H87V243L89 242L90 244H92V243H95V244H97L96 243V240H92V241H90L89 240ZM141 238H144L143 240L141 239ZM187 238V239H186ZM219 238H220V240H219ZM229 238V239H228ZM252 238V237H251ZM257 238H253V239H257ZM260 238V237H259ZM130 239V240H131ZM229 240V242H226L225 243V241H228ZM239 239V240H238ZM262 239V238H261ZM147 240H152V239H147ZM146 240V241H147ZM211 240V241H210ZM221 241L222 242V244H221V242H219V241ZM233 240V241H232ZM236 240H237V242H236ZM136 240H134V242H135ZM144 241V242H143ZM216 242L217 241V243H214V242ZM248 241V242H247ZM233 242V243H232ZM252 242H253V240H252ZM84 243L86 244V246H88L87 245V243H86V241H84ZM83 243V244H84ZM146 243V242H145ZM145 243H144V245H145ZM214 243V244H213ZM220 243V244H219ZM230 243V244H229ZM196 244H198L196 247H198V246H200V247H198V250L199 251H201L202 252V249L204 248H202V243H196ZM225 244H228L227 246L228 247H225ZM235 244V245H234ZM231 245V246H230ZM250 245H252V243H250ZM249 245V247L251 248L252 246H250ZM143 246V245H142ZM203 246H206L207 247V245L206 244H203ZM211 246V245H210ZM218 246V247H217ZM219 246H222V249L220 250L219 248H221V247H219ZM224 246V247H223ZM230 247H233V249H231ZM88 248V247H87ZM208 248V247H207ZM207 248H205L206 250H204L203 249V251H205L206 252V254L208 255V252L207 251H209L210 249H208L207 250ZM227 248V249H226ZM230 248V249H229ZM243 248H242V250H244ZM252 249V248H251ZM220 252H219V251ZM131 251V250H130ZM129 251V252H130ZM198 251V252H199ZM236 251H238V250H236ZM246 251H249V250H246ZM264 251V250H263ZM261 252V254H263L264 255V252ZM111 252V251H110ZM225 252H223L224 254H225ZM239 252V251H238ZM243 252V251H242ZM79 253V252H78ZM114 252L112 251V253H103V254H99L98 255V259H100L101 260V258H103L104 256V254L105 255H107V254H110L109 256L111 257L112 255L113 256H118V254L116 253V254H113ZM131 254H132V252H130ZM129 253V254H130ZM203 253V252H202ZM210 253V252H209ZM227 253V252H226ZM248 253V252H247ZM252 254V252H249V254ZM16 254V252L15 253H13V252H8V254L6 255L7 257H6V259L7 260H9L10 258V261H12V258H13V256ZM23 254V253H22ZM41 254H43L42 256H40L39 255V257H41V258H39V260H41V262L39 261V263L40 264H43V263H46L45 262V260L47 261L48 259H46L45 257H46V255H47V252H46V254H44V253H41ZM49 254V253H48ZM112 254V255H111ZM134 255L136 254V253H133ZM133 254H132V256H133ZM206 254L205 253H203V254H201L200 255V252L198 253V256L200 255V259H202L203 260V258H205L206 257ZM224 254H219L218 255V260L219 259H226V258H228L227 257V255H226V257H224L225 255ZM231 254V253H230ZM233 254H231V255H233ZM239 254H240V252H239ZM238 253L237 254H235V255H233V257L234 258H232L231 260H232V263H233V260H234V263H238V259H239V262H240V260H241V262H243V263H241V264H246V262L245 261H247L248 262V259L249 258H251V257H247V259H246V256L247 255H249V254H244L245 255V257H244V255H243V257H241L242 255H239ZM26 254L24 253V255H22V256H25ZM85 255H87V254H85ZM196 256H197V253L195 254ZM195 255H193L194 257H188V258H190V259H196L197 257L195 256ZM203 255H205V256H203ZM223 255V256H222ZM231 255H229V251H228V256H230L228 259H226V261L227 260H229V262H228V264H230L231 262H230V258L232 257ZM10 256V257H9ZM12 256V257H11ZM99 256H100V258H99ZM201 256H203V258H201ZM235 256L236 257H238L237 258V260H235L236 258H235ZM239 256H240V258H239ZM250 256H252V255H250ZM9 257V258H8ZM25 257H27V255L25 256ZM48 257V256H47ZM196 257V258H195ZM224 257V258H223ZM254 257H256V256H254ZM258 258H259V255L257 256ZM253 258V259H257L256 261L257 262H259L258 260H260L261 258ZM261 257V256H260ZM129 258V257H128ZM216 258H217V255H216ZM243 258H245L244 260H243ZM263 258V257H262ZM115 259H117V257H115ZM252 259V258H251ZM69 260V259H68ZM75 260V261H74ZM73 261L74 262H76V261H78V259H74ZM123 260V259H122ZM121 259H117V260H115V261H117L118 263H119V261H120V263L121 264H135V263H129V262H126L125 260L124 261H122ZM49 261V260H48ZM47 261V262H48ZM71 261V260H70ZM73 261H71V263L73 262ZM114 261V262H115ZM123 263H122V262ZM193 261H195V260H193ZM205 260H203V262H204ZM225 260H223V262H224ZM252 261L253 260H250L249 261V263H247V264H251L252 263ZM256 261H255V263H253V264H256ZM261 261V260H260ZM36 262V261H35ZM69 261H67V263H68ZM206 262V261H205ZM217 262V264L219 263V262H222V260L220 261L219 260V262L218 261H216ZM26 263L27 264H31L30 262L28 263V261H26ZM34 263V262H33ZM32 263V264H33ZM38 263V260H37V262L35 263V264H39ZM71 263H69V264H71ZM260 263V262H259ZM48 264H49V262H48ZM72 264H74V263H72ZM154 264V263H153ZM219 264H223V263H219ZM224 264H227L226 262H224ZM238 264H240V263H238ZM258 264V263H257Z\"/></svg>","mask_w":264,"mask_h":264}]
</instances>
